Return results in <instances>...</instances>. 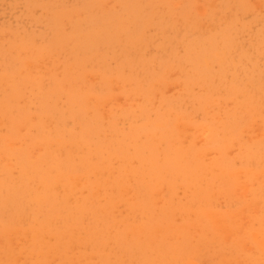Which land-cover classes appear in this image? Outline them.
Instances as JSON below:
<instances>
[{
    "label": "rangeland",
    "instance_id": "obj_1",
    "mask_svg": "<svg viewBox=\"0 0 264 264\" xmlns=\"http://www.w3.org/2000/svg\"><path fill=\"white\" fill-rule=\"evenodd\" d=\"M229 38L230 40H228ZM211 53H214V56L211 55ZM252 60H254V62ZM256 64L259 66H257ZM256 68L258 69L259 72L256 70ZM18 69L21 70L20 72L22 73V75L24 72H25L24 74L29 75V72H30L33 76H30L31 75L30 74L29 76L24 75L23 77L21 73L18 72ZM27 69L29 72L27 71ZM3 76L4 78L6 77L7 79L5 78L4 84H3V81L0 83V95H1L0 96V119H1L0 127L2 129V130L0 129V134H1L0 138L2 139V142L0 139V148L2 152V153L0 152L1 154L0 155L1 156L0 157V163H1L0 164V175H1L0 176V225H1L0 226V264H26V263L27 264H32V263L33 264H40V263L41 264H50V263L51 264H64L65 263L66 264V262H64V259L66 258H63L64 254L61 255L62 259L60 258L57 259L56 257L59 251H55L54 248L55 247L56 249L58 248L57 250H60L61 248L62 251L65 250V248L68 245L67 241L73 240L75 237L73 236L74 238H72V236L70 237V234L67 235L64 229L69 228L70 230L68 232L69 233L72 232L71 230L77 229L79 226L78 223H81V220H84V218H85V221H83L84 224L83 223H81L82 225L80 224L81 226H84V228L83 227L81 228L80 226L79 230L77 229L76 231L77 233L76 234L74 233V234L77 235L79 231L80 232L82 231L77 236H78V239L81 236L80 237L81 242H83L84 244L86 243V244L83 245L79 241L80 248L79 247L78 249L74 248L73 250V248L71 249L70 246L75 245V244L77 245L78 242H76L77 239H74L75 243L70 241V244L68 246L70 247L71 250H69L68 248V251H67V248H66V251H64L66 253H69L70 255L69 256L65 254L67 257L69 256L66 259V261H68L67 264H81L82 263L83 260L80 259V255H79L81 253L78 252V254H76L78 250H80L81 252L83 251L82 253L84 254V256L81 254V256H83L81 258H84V259H86L85 258L86 254L91 255L92 254L91 251L93 250H94L93 253L95 255L98 253L96 256L92 255L94 256V259L97 257L96 260H94L92 257L89 258V256H87L88 257L87 259H90L91 261L89 262L88 260H84L83 262L85 264L87 262H89L88 264H93V263L110 264V262L111 264H117V263L126 264L127 260L130 262L129 263L127 261V264H134V262L135 263L137 262L138 264H141V263L142 264L143 263L144 264H151V263L155 264V261L158 259L157 257L159 256L160 257L159 259H161V257L164 258L165 254L169 260L168 259L166 260V257H165V260L161 259V264H163L162 263L163 261H169V262H166V264H169L170 262H171L170 264H175V262L172 261L173 253L175 254L173 257H175V259L178 258L180 260V261L177 260L176 264H179V263L182 264L185 262H186L185 264H196V262L197 264H205V263L214 264L213 262L216 261L217 263L220 257L225 258V260L226 259L228 260L230 259V257L232 258L233 256L234 257L239 256V259L241 258V260L243 258H245L244 260H246V257L248 259L249 256L247 255L249 253L247 252V249L249 248V246L253 247V248L250 247L252 251L254 249V246L257 249V250L254 249V253L256 252V254H254V257L250 253V256H251L249 258L250 262L253 263L254 261L252 260L253 258L256 261L255 264L257 263L264 264V261H263L264 253L262 252L263 249L261 248L264 245V238H263L264 236L263 226L264 225L262 226V224H264V220H263L264 219V205H263L264 204V200H263L264 199V185L262 183H259L260 178L261 180L264 179V173L261 172V171L264 172V156H263L264 142H262L264 140V134H263L264 133L263 132L264 131V126H263L264 125V0H0V79H3L1 78ZM35 77L37 79L39 78L37 80L38 82L35 81L36 79L34 80ZM9 80H12L13 82L11 81L10 83ZM58 83L59 85H57ZM35 84H38V87H39L38 90L39 89L41 90L39 91L40 93L37 92L38 90L35 91L36 89L34 88H37L35 87ZM83 85H84V88L80 87ZM61 86H63L65 89H63ZM88 86H90V88ZM81 88H83V90ZM66 90L70 92L71 94L67 93ZM77 92L80 93L81 95H79ZM72 93H75V94H72ZM88 93L91 94V97L88 96V98L85 99L84 97H86V94L88 95ZM26 99L27 100L30 99V101L29 100L27 101ZM34 100L36 101V103ZM28 102L29 104H27ZM98 102H100L101 105ZM94 103H96L97 106ZM116 103L119 104V106ZM2 105H4V107H1ZM252 110H253V113L251 114L250 112ZM32 112H34L35 114L32 115L31 114ZM109 112L112 114H110ZM6 113L9 115L6 116ZM106 113H107V116L108 114L110 115V117L108 116L107 119L105 118L107 116L104 115ZM126 113L127 114L129 113V114L127 115ZM28 114L31 115V117ZM25 115H28L29 118H33L34 122L32 119H31L32 121L28 120ZM34 116L37 118L34 119L35 118ZM2 118L3 119L6 118L7 121L6 120L4 121ZM23 118L24 120H22L23 122L22 124L20 120ZM25 119H27L26 121L31 124H28L27 126L26 124L27 122L26 123L24 122ZM117 119H120V120H117ZM8 120L12 122L10 125H9L10 122ZM35 120L37 121V123H35L36 122ZM69 121H70V124H69ZM177 121L180 122V124L177 123ZM39 122H42V124ZM105 122L106 124H104ZM132 122H133V125H131ZM5 123H7L8 125ZM19 123L27 127L25 129L27 132H25L24 128L21 127ZM32 123H35V124H32ZM51 123L52 125H50ZM44 124H47L50 126L49 127L47 126L48 127L47 128L45 127L46 125ZM62 124L63 126H67V124L69 125L67 127H62ZM175 124L178 126V128L177 126H175ZM250 124L253 126H251ZM3 125H6L7 129L8 127L11 128L12 132H11V129H8V132H6V128ZM195 125H197L196 126L197 128L195 127ZM207 125L209 126L208 129L209 128L211 129V131L209 130V132H208V129L205 128ZM72 127L74 130L71 129ZM194 127H195V130L197 131L195 132V135L192 136V133L194 132L193 131ZM203 127L204 129H202ZM213 127L214 129H212ZM16 129H19V132ZM61 129L63 130V132H61L62 131ZM132 129L133 131L136 129L135 130L136 132L133 133ZM21 130L24 131L25 133L23 134ZM183 131L185 133H183ZM213 131H215L216 133H214ZM2 133L4 135H2ZM44 133H46L45 136H44ZM156 134L157 135L159 134V136H157ZM110 135L112 137H109ZM10 137L12 138V140L15 139L14 140L15 143H13V141L11 143ZM158 138L160 139L159 141L157 140ZM36 139L37 141L35 142L34 140ZM58 139L61 142H59ZM168 139H170L171 141H169ZM207 140L209 141L207 142ZM255 140H257L256 143H255ZM18 141L21 143V146H18L20 145ZM189 141L191 142L189 143ZM42 142L44 143L43 144L44 146L42 149H40L42 150V152L40 151L39 153V151L37 152L36 150L38 146L40 148L42 147ZM66 142L69 144H67ZM111 142L113 143L110 146ZM161 142L162 143L164 142V143L162 144ZM5 143L7 144L6 147H4ZM10 143L12 144V148H10V145H8ZM16 143L18 144L17 146H16ZM29 143L31 144L34 143L37 147L33 148L34 144L30 145ZM61 143H62V146L60 147L59 145H61ZM115 143H116V146H115ZM158 143L159 145H157ZM176 143L178 145L179 144L185 145L186 143L190 151L186 149L187 147L184 148L183 147L184 145H181L183 149L181 148L180 150L179 148L177 149V147H180V145L176 146L177 145ZM25 144H26V148H25ZM72 144H73V148H71ZM174 144H175V147H174ZM248 144H251V145H248ZM83 145L85 146L86 149H84ZM93 145H94V150L92 147ZM132 145L133 147H131ZM117 146H119L118 147L119 149L117 148ZM31 147L33 149H31ZM89 147H92V149ZM122 147L124 148L122 149ZM2 148L4 149L6 148V150L8 149V151L5 152L3 151ZM30 149L32 152L30 151ZM56 149H58L59 152ZM102 149L105 151H103ZM184 149H186V152ZM198 149L201 150L200 156H199V152L197 153ZM246 149H247V152L250 151V154L249 152L248 153L246 152L248 158H246V156L244 158V156H241L243 154L240 153L241 152L240 150H243L244 152L243 151L242 152L245 153ZM33 150H35L38 155L35 154L36 153L35 151H34L35 153H33ZM73 150H75L74 154L76 152L75 155L77 156V158L75 155H73ZM100 150L103 151L104 153L101 152L100 154ZM228 150L230 151V153ZM9 152L11 153V155ZM54 152H56V155L60 153L58 155L59 157L55 156ZM202 152H203V155L201 154ZM211 152L212 153L216 152V153L215 155H213L214 153L211 154ZM4 153L6 156L3 155ZM28 153L30 154V156L28 155L29 157L27 156ZM209 153L214 156L213 159L216 162L212 161L213 160L212 158H211L212 160H210ZM231 153H235V154L231 156ZM33 154H35L36 157L33 156ZM112 154L116 156L114 157ZM184 154L186 155V157ZM31 155L35 157L34 159L36 161L35 160L33 161V157H31ZM111 155H112V158H111ZM101 156L102 158H104L103 160H100L102 159ZM4 157H8L7 162L9 161V157H10L11 158L10 161H13V164L11 162H9V164H6L7 162H4L6 161L3 159ZM30 157L31 159L29 160L28 158ZM55 157L57 159H55ZM78 157H79V160H78ZM136 157L138 158V160H136ZM180 157L182 159H180ZM232 157L234 160L232 159ZM113 158L114 159L116 158V159L114 160ZM117 158L123 162L119 160L120 161L119 163V161H117ZM128 158L129 159L131 158V161H129ZM252 158H254V160H252ZM207 159H209V162L206 161ZM73 160H75L76 162ZM156 160L159 163L160 162L161 163L159 164L158 162H155ZM240 160H242L243 162L242 161L240 162ZM111 161H114L116 165L114 162H111ZM124 161H126L129 164L128 165L126 163V165L129 168L125 165ZM249 161L253 162V165ZM54 162H56L55 164L57 163L58 164L54 165ZM130 162L132 165L130 164ZM133 162L135 163L133 164ZM145 162L146 164H144ZM10 163L13 166H11ZM103 163L105 164V167L108 168L107 170L104 169ZM136 163H139V164H136ZM112 164H113V167H110L112 166ZM94 165H96L97 168ZM93 166L95 170L91 168ZM98 167H100L102 170H99ZM123 167L128 168V169H124ZM248 167L250 168V170L247 169V172L248 171L249 172L246 173V171H244L245 170L244 168H248ZM12 168L14 170L11 171ZM118 168H119V171L117 170ZM215 168L218 170L217 171L214 170ZM238 168L239 169L243 168L242 172L240 170L241 173H238L241 175V176L239 175L241 178L243 177V174H244V177L242 178V181L244 180L243 182L244 184L242 185L245 186L246 181H247L246 183H248V181H253L252 182L253 189L255 185V189H254L255 193L251 191L252 194H250V191L248 190V188L247 189L245 188L247 185H250L251 188L249 189H252L251 182L246 184L245 188H243L245 189V192H247V193L243 192L245 193L246 196L245 195L242 196L243 195L242 194L240 199H239L240 193L234 190L236 188L235 186L237 185H240L241 187V184L239 183L241 182L240 178L236 176L238 175L237 172H239ZM17 169H18V172L16 171ZM109 169L113 171L115 170V173H118V172L120 173L122 171L121 172L122 174H119V175L114 174V172H112L111 170L109 171L111 173H109L108 172ZM209 170L211 171V173H208ZM254 171L256 172L260 171V173L258 172L260 176L259 174H257V178H252V177H255ZM94 172L95 173L97 172V173L95 174ZM104 172L107 173L109 176H107V174L105 175ZM130 172L134 174H131ZM82 173L84 174L81 176L80 174ZM217 173L220 176H218ZM76 174H78L77 176H78V181L80 183L79 185L77 184L78 182L75 183L77 181ZM92 174L93 175L95 174L96 176L95 175L92 176ZM112 174L114 175V177ZM230 174H232L233 176H231ZM246 174L250 176L245 177L247 176ZM97 175L101 177V179L98 178ZM102 175H103V178H102ZM111 175H112L114 182L113 180L111 181ZM128 175L133 176L135 179H132L133 177L129 178ZM201 175L203 176V178ZM221 175L223 178L221 177ZM150 176L152 177L150 178ZM117 177H119V179L115 182ZM121 177L124 180H122ZM218 177H221L222 179L220 180ZM80 178H83V180L85 179L84 180L85 183L80 182L81 180ZM94 178L97 181L98 186L101 183V185L97 188L99 191L103 189L102 187H105L102 190V192L103 193L109 192L108 195H105V194L104 195L101 194V195L103 197L105 196L106 201H108L109 199L110 201L106 202L104 198L102 197L98 198L100 193L99 191H98L99 194L96 192L97 183L95 184V180H93L94 183L92 181V179ZM108 178H110V180ZM120 178H121V181L118 182ZM166 178L167 180L165 181ZM86 179L88 181H86ZM126 180H130L128 182L130 183V186L132 188L129 186V183ZM132 180H133V183L131 182ZM262 181L264 182V180ZM59 182H61L64 186L61 184V186H59L60 188L58 187L59 189L58 188L57 190L52 189V191H50L51 189L50 187L54 186L53 188H56ZM66 182H67V185H66ZM89 182H90V185H87ZM125 182H126L127 188L125 186ZM136 182L138 183L137 185H136ZM165 182H168L170 184L168 185V183H165ZM54 183L55 184L57 183V184L55 185ZM81 183H83V185L86 184V186L85 185L81 186ZM154 183L157 184V189L155 188L156 184ZM190 184H193V185H190ZM207 184L210 185V187ZM211 184H213L214 187ZM15 185H17V187ZM34 185L36 187L33 188ZM39 185L42 186V189H40L41 187ZM189 185H190V190H189ZM20 186L22 187L20 188ZM80 186L85 188V189L84 188L81 189L82 190L81 192L88 191L89 194L86 193L87 195H85L84 192L80 193V190H79L81 188ZM153 186L155 188L154 190H152ZM194 186L198 189V192H197V189L193 188ZM72 187H73V190L71 189ZM94 188L96 190H93ZM61 189L62 190L64 189L63 190L64 192L61 191ZM68 189H71L72 192H76L75 190H78L79 192L77 191L78 193H75V196H74L73 193H71V190L68 193ZM159 189H161L160 190L161 193H159ZM174 189H177V190H174ZM213 189L216 192L215 194L213 193L214 192ZM117 190H121V191H117ZM137 190L138 192H136ZM240 190H242V188H240ZM33 191L34 192L36 191V193H33ZM60 191H61V194H58L60 193ZM66 191L68 195L66 194L67 196L64 195V197H62L63 196L62 194L66 193ZM185 191L187 192V194ZM189 191L190 192L192 191V193L196 191V193L192 195L190 194ZM231 192L234 193V195H232ZM70 193L77 200V202H71L73 201L72 198L68 199L70 202L67 200ZM92 193H95L93 197L91 195ZM110 193L114 194L115 197L114 195H112L111 198L112 197L114 198L112 199L109 198L108 196L111 195ZM143 193L145 194L143 195ZM221 193H224V195ZM236 193L238 194L237 198H236ZM30 194H31L30 197L32 198L29 197ZM56 194H58L59 196L57 197ZM161 194L163 195V197H161ZM181 194L182 195L186 194V195L182 196ZM213 194L219 200L215 199ZM248 194L250 195L249 196L250 198L252 196L251 198L252 201L247 196ZM262 194L263 196H261ZM81 195L83 197H81ZM89 195H90L89 198L91 199H88ZM116 195H118L119 197ZM120 195H122L123 197L125 195L126 196L131 195L132 198L125 196L126 198H128L126 199V198L121 197ZM177 195L178 196L180 195V196L177 197ZM41 196H42V199H41ZM76 196L77 197L79 196V197L77 198ZM25 197H28L29 200L25 199ZM55 197L59 199L57 200ZM175 197H177L176 198L177 200L175 199ZM221 197H225L226 199L225 198L221 199ZM231 197L232 199H230ZM81 198L82 200L80 203L79 199ZM101 198L102 200H99ZM211 198L215 200L214 204L212 205L211 203H213V201H211ZM233 198L235 199L233 200ZM255 198L256 199L261 198L260 200L261 202L258 200L257 201L260 202L259 204L263 203L262 209L259 210V208H257L259 206H256V205L253 206V205H250L249 203L247 204V201L249 200H250L249 202L253 203ZM36 199L38 201H36ZM123 199L124 200L126 199V200L124 201ZM130 199H132L129 202V204L133 206L132 209L136 211L141 208L140 210L142 211L139 210L140 211L139 213L141 212H144V214L147 213L145 214L146 217L142 213L139 214L140 216L136 215V213L138 214V211L137 212L134 211L135 214L133 210L130 211L131 207L129 208V204L126 203L127 200H130ZM229 199H230V203H229ZM33 200L35 202H33ZM114 200H117V202L115 203ZM216 200L219 202H216ZM243 200L244 201L246 200L244 204H242L244 202ZM4 201L7 203H5ZM29 201H32L33 205H32V202L30 203ZM86 201H88V203H86ZM90 201L96 202V205L95 203H91ZM101 201H103L105 204L107 203L106 205H108L106 206L104 210L106 211L108 209L109 210L105 213H104V210L101 208L104 206V205L102 206L100 205L102 203ZM154 201L155 202L159 201L158 203L161 204L159 206H162V205L163 206L159 207L157 202L154 203ZM164 201L169 204L165 203ZM176 201L178 202L176 203ZM236 201L237 202L239 201V202L237 203ZM257 201H254V203L256 204ZM11 203L13 204V206L10 205ZM77 203H79L80 205H78ZM114 203L116 204L115 206H113ZM16 204L20 206L18 210H16L18 207L16 206ZM189 204H192V205H189ZM218 205L221 206L223 211H221V208ZM244 205H246V207ZM248 205L249 207L257 208L256 210H254V212L251 209L250 211H248V213L249 214L253 213L254 217H255V212L257 213L256 215L258 216V218L256 216V219H255L256 221H253V219L251 220L253 221L252 223L255 224L256 227H257L256 224H258V227H257L258 229H256L252 223L248 222V220L250 219H247V218L251 217L247 215ZM4 206L7 207L8 211L6 207ZM38 206L40 207V209H37ZM85 206L89 207V210L91 208L90 210L92 211L91 214L89 213V210L88 212L87 210L85 212V209H87ZM73 207L74 209H72ZM83 207H84V210H82ZM95 207L96 208L100 207L99 208L100 210L96 209L97 212L94 211ZM157 207H158V210H157ZM163 207L165 208V210H163ZM191 207L194 210H192ZM196 207H199L200 209L198 208L197 210ZM201 207H204V208L201 209ZM56 208L58 209L56 210ZM60 208L62 209V212L64 211L63 213L61 212ZM114 208H116L117 212ZM210 208L211 210H209ZM238 208H240V211L241 210L244 211V212L241 211L240 215H244V213H246L247 215L245 217L246 219H244V216L243 217L241 216L242 218L240 219L245 220L242 222H244V224H246L247 222L250 223L249 225H246L247 227L245 226L246 228H244L243 226H241L240 228L243 230L248 228V232L250 233L244 231V233H242L244 235H242L240 231L237 232V234H235V231H234L235 236L233 239H236L238 241V239H240L241 237L244 239V242H246L245 240H248L251 243L254 242L253 246L249 245L251 244L250 242L249 243L246 242L248 244L245 243V245L243 246L245 248L247 247L246 245H249L248 248H245L243 250L242 246L238 247V245L236 244L237 243L236 240H233L230 236L232 232L231 229L223 226L221 222H218L217 226H218L219 231L215 229L216 232H218L217 236L219 237V233L221 235L223 232L225 233L228 232L227 239L229 237L232 239L231 241H227L226 237H222V235L225 234L223 233L221 235L222 237L221 240L223 242L225 238L227 242H225L224 240L225 245L221 242V245L223 246L220 247V240L219 239L216 240L217 238L212 239L215 233L213 229L214 227H216V224L219 218H220L219 221L220 220L222 221L221 218L224 215V213L225 215L228 214L227 217H230L229 216L230 214L231 215L233 214V216L235 215V218L237 216H240L239 214H237L238 211H235V210H239ZM243 208H246V210ZM112 209H114L113 212H112ZM182 209L184 212H182ZM227 209L228 211L226 212ZM73 210L74 211L76 210L75 215L77 216L82 213L85 214L86 216L82 214V216L79 215L77 217L74 215L75 216L74 217L72 215L74 214L72 213ZM200 210L204 218L203 220L200 219L202 217H199L201 216L199 213L196 214L197 212H200ZM233 210L235 213L230 212V211L233 212ZM67 211L68 212L70 211L69 216H68L70 218L69 221H68V217L65 218V216L68 214ZM176 211H178L180 215H177L178 213ZM185 211L187 214L186 216H185ZM109 212L113 214L114 212H116L114 214L115 217H113L114 215L113 214L111 215ZM153 212L157 216L155 215L154 217ZM29 213L30 214L32 213V214L30 215ZM59 213H61L62 215L64 214L63 216L59 215L61 219L62 217L64 219L62 220L59 219V216L57 218V215ZM23 214L25 215L24 216L25 219L23 218V220H21L22 219L21 217H23ZM43 214L45 215L43 216ZM52 214H54L55 216ZM208 214H212V215L210 216ZM32 215H34L33 216V218H35L34 220L32 218ZM38 215L40 217H38ZM71 215L75 219V222L77 220L78 226H76L73 223L74 220L72 222L70 221L73 219ZM102 215L103 216L106 215V217H102ZM126 215H127L128 221L126 220ZM151 215L153 217H151ZM181 215H184L185 217ZM225 215L223 216L224 218H225ZM3 216H6V217H3ZM53 216L56 218L55 221L53 220L54 218L52 219ZM96 216L98 218H96ZM179 216L180 218H182L181 220L179 219ZM90 217H94L92 218L93 224H92V220ZM108 217L110 220L108 219ZM118 217H120L121 219L123 218L126 221L124 222L120 218L117 219ZM212 217L217 220L214 221ZM26 218L28 220H26ZM113 218H115V220L118 222L120 221V223L117 222L118 225L112 224V226L109 227L108 225L109 223L110 224L111 222L115 223V220L114 222L112 221ZM129 218L135 219L136 221L132 222V220L130 221ZM138 218H140V220H138ZM144 218L147 219L148 222ZM230 218L228 220L225 218L227 220L225 222L226 224L233 223L231 222ZM260 218L263 221L260 220ZM17 219L18 221H15ZM29 219H31L30 220L31 222L29 221ZM47 219L48 221H46ZM168 219L170 220V222ZM240 219L237 218V220L239 221ZM38 220L40 221V223L36 222ZM43 220H45L44 222L45 225H42ZM64 220L67 223L68 222L70 224L73 223V227L71 226V228L73 229H71L70 226L68 227V225H70L69 223L66 227L65 224L67 223ZM204 220L208 221V223H206ZM27 221L29 225L27 224ZM192 221L195 223V225L194 223L192 224ZM22 222L23 224L26 223L27 224L26 226L28 228L26 226H23V224H21ZM33 222L35 223V226L33 225L34 224ZM46 222L47 223L49 222L48 225L49 226L51 225V227L47 226ZM54 222L56 225H54ZM56 222L57 223L59 222L61 233H63L64 236L66 234V238L56 236V235L61 234L59 233L60 230H58L59 232L58 231L55 232V229L57 230L58 228ZM62 222L64 224L63 228L61 224ZM85 222H87L88 224L86 225ZM163 222L165 226L163 225ZM237 222H234L236 223L234 224L235 228L239 227L240 225L239 223L241 221L238 224ZM261 222L263 223L261 224ZM89 223L95 227L99 226L97 224H102L103 226L100 225V227H98L100 228L101 231L98 228H95V229L92 228L94 230L92 231V229H90V226H88ZM139 223H141L142 225ZM189 223H190V226H188ZM120 224L122 225V227L120 228L117 227V226H121ZM143 224L145 225L147 224V225L145 226ZM152 224L154 225L156 224V226L154 227V225ZM174 224L177 226V229L175 230L179 231V232H175L176 237L173 236L174 228H176ZM16 225H20L18 226L19 230L24 229L25 227V232L27 230L28 233L33 237L31 238V236L28 235L30 236L31 240L35 242L34 243L32 241L34 244L30 243V244H33V246L28 245L29 242H31V240L27 236H25L23 240V237H21L20 235H19L20 238L15 237L17 239L16 243H18V245H16L15 243L16 240L15 238H13L14 237L13 235L16 234L17 236V234L21 232L17 229ZM30 225H32V227H34V229L36 230L33 229L32 230L33 232H32L31 231L32 228L31 229L29 228ZM52 225L55 226L54 227L55 229L53 228ZM132 225L135 227H133ZM161 225H162V228H161ZM178 225H183V226L178 227ZM184 225H186L187 228L183 230L181 229V227L184 228L185 227ZM197 225L198 227L199 225L202 227L204 226L203 227L205 229L204 232H202L201 231L202 229H200L202 227L197 228L196 227ZM250 225L252 227H249ZM113 226H116L115 227L116 230L114 229ZM231 226L229 225L228 227L232 228ZM44 227H45V230L43 233L44 235L42 234L41 230H40L41 232L40 231L37 232V230L42 229ZM152 227L154 228L155 232L151 231L153 230ZM159 227L160 229H158ZM170 227H172L171 231H169ZM47 228H48V231H47ZM109 228L110 229L112 228V229L109 230ZM141 228L142 229L145 228V231H141ZM207 228L214 231V232L211 231L212 233L208 235L209 237H207L208 241L206 240L209 243L212 242L210 244L208 243L206 244V241L203 240L205 239L207 234L210 233V232L207 233V231H209ZM240 228H238V230ZM11 229L18 230V233H16L14 230H13L14 232L13 231L11 232ZM49 229L50 230L53 229V230L50 231ZM97 229L99 230L98 232H97ZM105 229H107L108 231ZM128 229L130 231L132 230L134 235H137V233H139L140 231L141 232L147 231V233L149 232L150 233L146 235L144 234V237L142 238H139L141 236V234H139L140 236L138 235L136 236L138 237V239L135 236H133L134 239H132L133 237L129 239L130 237L128 238L126 237L130 235V233L132 235V231L129 232ZM191 229L196 230V233L200 232L201 234H203L201 235L203 237H204V234L207 233L204 238L199 236L200 234L199 235L195 234L202 238V240H198L197 242L198 243L203 242L205 246L201 247L202 244H200L201 246H199L198 243L194 244V242H196L195 240H197L198 238H195V240H193L194 241L193 244H192L191 239L190 241H188V238L194 239V237H196L193 234L194 231L192 232ZM87 230L88 231L91 230L92 231L91 235L92 234L94 235H92V237H89L90 232L88 234L84 232ZM161 230L164 232H162ZM232 230H236V229L233 228ZM3 231L4 232L10 231L8 232L9 234L7 232L5 233L10 235L9 236L10 238L12 235L13 236L11 238L12 240H9L10 238L7 237L8 235L5 238L6 234L4 235ZM34 231L35 233L37 234L40 233L41 235L34 234ZM110 231H112L113 233L111 234L113 236L112 240L111 238L108 239L109 237L106 234L108 233V235H110L109 234L111 233ZM115 231H117V233H115ZM166 231H168L169 233ZM186 231L191 232L189 234L192 235L193 237L191 236L189 237L188 235H185ZM259 231L261 232V234ZM103 232H105V234ZM170 232L172 235L170 234ZM180 232L181 233L185 232L184 236L186 237H183V233L182 235H177V234H181ZM123 233L124 234L126 233V234L124 235ZM253 233H254V236L256 237L255 239L253 237ZM255 233H257L258 237ZM22 234H24V230H22ZM51 234L53 235L51 236ZM116 234H120L118 236H121L120 240H118L119 242L117 243L118 244L117 247L121 245L120 248L118 247L119 249L115 245L116 243L115 241L119 238L118 236H116ZM163 234H165L166 236ZM168 234L172 236L170 237V239H173V238L177 239V237L178 238L181 237L180 240L179 239L177 240L181 242L183 240V242L182 243L179 242L176 244L175 242L172 243V240L168 241L169 240L168 238L169 236H167ZM36 235L38 236V238H36L37 237ZM159 235H161L162 238L160 236L159 238L161 239H156L158 238ZM210 235H212V237H210ZM236 235H240V237L237 236L239 237L237 239ZM246 235H248V237ZM95 236H96V239L94 238ZM115 236L116 238H114ZM52 238H53V243L50 242ZM135 238L137 241L136 243L134 242ZM152 238H155V240L157 241L155 242V240ZM248 238L251 239L252 241L249 240ZM259 238L262 239V241H260V242H263L262 246L260 245L259 241H257ZM59 239H61V243L64 242L63 241L64 239L67 243L65 242L64 245H62ZM121 239H123L122 244H120ZM127 239H129V241ZM147 239H149V241ZM150 239L154 240V242H152V240L150 242ZM162 239H164L163 240L164 246L159 244L161 246H158V249L160 248V250H162L164 248L163 253L165 254L163 255L162 252H160L162 255L161 256L159 255V252H157L156 248H153V247L157 246L156 245L158 244L157 242H159ZM211 239L215 241L213 242L211 241ZM243 239L240 241L241 244H244V242H242ZM13 240L15 241L13 242ZM38 240L40 242L41 240H43L44 243L46 242V240H48L51 245L53 244L51 248L54 249L56 256H52L54 254L52 253L53 250H51L50 248H47L49 246V243L48 244L45 243L47 244V246L44 245L42 249L41 244L43 246L44 243H40L38 242ZM143 240H147V242H150L151 244L153 243L152 244L153 247L151 248L150 247L151 244H148V243L146 244V241L144 242ZM255 240L260 245V248H259V245L255 242ZM7 241H10V242H7ZM25 241H29V242H25ZM87 241H89V243ZM107 241H111V242L109 243ZM131 241H133L132 245H130V243H132ZM138 241H141V243H139ZM234 241L236 242L234 244H236V246L239 249L241 247L240 250L242 251H240L237 247L235 248L234 244L233 245L230 244ZM11 242L15 244H12ZM91 242L93 246L91 245ZM142 242L145 244L142 245L143 247L141 248L140 245L143 244ZM19 243H23L25 246L23 244L20 245ZM87 243L89 244V246ZM95 243L97 244V246H95ZM160 243L162 242L160 241ZM227 243H228V246L230 245V247L226 246ZM58 244L61 245L60 248ZM171 244L172 245L176 244L178 246L180 245L179 246L180 249L179 247H175L176 245L172 246ZM15 245L18 246V249L17 247H15ZM37 245L38 247L40 245V247L36 248ZM195 245L198 246V249H200L197 252H195L196 248H194L193 251L190 250V247H195ZM206 245H208L209 248L207 246V249H204L205 250L204 252L203 248H205ZM26 246H27V249H26ZM28 246L30 249L28 248ZM82 246H85V248L87 246V248L85 249ZM106 246L109 249L107 248L106 250ZM232 246H234V249ZM114 247L116 248L113 249ZM135 247L137 248L135 249ZM148 247L149 249H147ZM174 247L177 249L174 250ZM215 247H216V251H214L213 252L214 254L212 255L211 253L213 251L212 249L214 248L215 250ZM222 247H223V250H222ZM13 248H15L16 252L15 251L12 252ZM181 248L184 249L183 252ZM122 249L128 252V255L126 254V252L123 253L124 251H122ZM131 249L132 250L135 249V250L132 251ZM145 249L148 250V253H147V250ZM178 249L181 250V252L177 251ZM237 249L239 251H237ZM72 250L75 255H79V256H74V254L71 253ZM86 250H88V252L90 253H86ZM111 250H112V253L110 252ZM113 250L116 252V254L119 257L122 258V260H120L121 258H119L116 254H113L114 252ZM225 250L227 254L229 253V255L225 256V253H226ZM245 250H246V253L248 254L245 253ZM43 251L45 252V254H47L48 252L49 253L51 252L52 254L50 253L51 254L50 256H52L51 258H53V261L48 260V259H51L49 254L44 256ZM62 251H61V254H62ZM137 251L139 252V254L137 253ZM165 251H167V253ZM25 252L27 254H25ZM104 252L108 253V254H105L107 257L112 258V256H114L113 258L115 259L112 258L113 262L110 261L111 259L107 257L105 260V256L103 255ZM119 252H120V255L118 254ZM190 252L191 254L192 252H194L193 255H195V256L193 255L189 256V257H192L191 261H190V258H188V256L184 255V254H190ZM206 252L208 255L207 258L205 257ZM208 252H210L211 254ZM240 252L241 254L243 253L244 254L241 255ZM13 253L14 254L17 253V254L13 255ZM41 253L43 254V257H44V258L42 257L43 260L40 257ZM133 253L135 254L132 255ZM217 253L221 254V255L218 254L220 255V257H218ZM140 255L142 256L140 257ZM149 255L150 256L152 255L153 257L150 258ZM167 255L168 256L170 255L172 259L170 258V256L168 257ZM196 255H199V256H196ZM210 255L213 257H211ZM46 256H49V257H46ZM134 256H136L135 260L138 258L139 259L143 258V260L145 261L141 259L140 263L138 260L136 261L133 260L134 262H132L131 258L134 259ZM184 256L188 258V260L185 258L187 261L186 260L182 261L184 260L183 258ZM209 256H210L209 258L210 260L208 259ZM58 257H60V254L58 255ZM127 257H129L130 259H128ZM215 257H217L218 259H216ZM153 258H156V260H154ZM239 259H236V261L238 260L239 263L233 262V264H236V263L246 264L247 260L241 261L240 263ZM107 260H109L110 262H107ZM115 260L119 262H116ZM232 260L234 261V259ZM42 261H45V262H42ZM148 261H151V262L149 263ZM221 261H224V259L223 260L220 259L218 264L224 263ZM261 261H263V263H261ZM61 262H64V263H61ZM157 262L156 264H158L160 261L158 263Z\"/></svg>",
    "mask_w": 264,
    "mask_h": 264
},
{
    "label": "bare ground",
    "instance_id": "obj_2",
    "mask_svg": "<svg viewBox=\"0 0 264 264\" xmlns=\"http://www.w3.org/2000/svg\"><path fill=\"white\" fill-rule=\"evenodd\" d=\"M138 21H139V20H138ZM132 31H133V30H132ZM98 32H99V31H98ZM223 40H224V39H223ZM223 40H222V41H223ZM228 40H230V38H229ZM229 45H230V44H229ZM201 47H202V46H201ZM23 48H25V47H23ZM202 48H203V47H202ZM21 49H22V47H21ZM214 49H215V47H214ZM18 50H19V49H18ZM217 50H218V49H217ZM200 51H201V50H200ZM214 51H215V50H214ZM217 52H218V51H217ZM187 53H188V52H187ZM218 53H219V52H218ZM88 54H89V53H88ZM207 55H208V53H207ZM207 55H206V56H207ZM211 55L214 56V53H211ZM199 57H200V56H199ZM203 57H204V56H203ZM219 57H220V56H219ZM195 58H196V57H195ZM195 58H194V59H195ZM207 58H208V57H207ZM217 58H218V57H217ZM223 58H224V57H223ZM194 59H193V60H194ZM202 59H203V58H202ZM258 59H259V58H258ZM210 60H211V59H210ZM212 60H213V59H212ZM252 61L254 62V60H252ZM124 63H125V62H124ZM194 63H195V61H194ZM223 63H224V61H223ZM254 64H255V63H254ZM256 65H257V64H256ZM26 66H27V65H26ZM221 66H222V65H221ZM257 66H259V65H257ZM257 66H255V67H257ZM74 67H75V66H74ZM199 67H200V65H199ZM20 68H22V67H20ZM24 68H25V66H24ZM24 68H22V69H24ZM28 68H29V67H28ZM69 68H70V67H69ZM258 68H259V67H258ZM29 69H30V68H29ZM71 69H72V68H71ZM256 70L258 71L257 68H256ZM20 71H21V70L18 69V72H19V73H21ZM23 71H24V70H23ZM27 71H28V69H27ZM28 72H29V71H28ZM258 72H259V71H258ZM24 73H25V72H24ZM24 73H23V75H22V73H21V75H22L23 77H24V75H25V76L28 75V74H24ZM30 74H31V73L29 72V75H30ZM75 74H76V73H75ZM77 74H78V73H77ZM29 75H28V76H29ZM73 75H74V74H73ZM11 76H12V75H11ZM30 76H33V75L31 74ZM84 76H85V75H84ZM76 77H77V75H76ZM198 77H199V76H198ZM1 78H3V79H0V83L3 81V84H4V83H5V78H6V77L4 78V76H3V77H1ZM234 78H235V77H234ZM6 79H7V78H6ZM35 79H36V80H35ZM38 79H39V78H38ZM38 79H37L36 77L34 78V80H35L36 82H38V81H37ZM11 81H12V80H9L10 83H11ZM41 81H42V80H41ZM80 81H81V80H80ZM231 81H232V80H231ZM233 81H234V80H233ZM12 82H13V81H12ZM36 82H35V83H36ZM119 82H120V81H119ZM222 82H223V81H222ZM236 82H237V81H236ZM111 83H112V82H111ZM154 84H155V83H154ZM218 84H219V83H218ZM223 84H224V83H223ZM1 85H2V84H1ZM32 85H33V84H32ZM57 85H59V83H58ZM28 86H29V85H28ZM181 86H182V85H181ZM241 86H242V85H241ZM22 87H23V86H22ZM35 87H37V88H34V89H36L35 91H37L38 88H39V87H38V84H35ZM40 87H41V86H40ZM61 87H62L63 89H65L63 86H61ZM80 87H83V88H84V85H83V86H80ZM85 87H86V86H85ZM88 87L90 88V86H88ZM52 88H53V87H52ZM83 88H81V89L83 90ZM89 88H88V89H89ZM7 89H8V88H7ZM78 90H80V89H78ZM82 90H81V92H82ZM86 90H87V89H86ZM90 90H91V89H90ZM21 91H22V90H21ZM39 91H41V90L39 89L37 92H39ZM66 91H67V90H66ZM66 91H65V92H66ZM71 92H72V91H71ZM251 92H252V91H251ZM39 93H40V92H39ZM67 93L71 94V93L68 92V91H67ZM77 93H78V92H77ZM95 93H96V92H95ZM53 94H54V93H53ZM72 94H75V93H72ZM78 94L81 95L80 93H78ZM89 94H90V93H88V95L86 94V97H84V98L86 99V98H88V96L91 97V94H90V95H89ZM250 94H251V93H250ZM97 95H98V94H97ZM0 96H1V95H0ZM6 96H7V94H6ZM6 96H5V97H6ZM36 96H37V95H36ZM36 96H35V97H36ZM68 96H69V95H68ZM93 96H94V95H93ZM93 96H92V97H93ZM95 96H96V95H95ZM35 97H34V98H35ZM96 97H97V96H96ZM11 98H12V97H11ZM28 98H29V97H28ZM36 98H37V97H36ZM80 98H81V97H80ZM84 98H83V99H84ZM130 98H131V97H130ZM85 99H84V100H85ZM26 100H27V99H26ZM26 100H24V101H26ZM28 100L30 101V99H28ZM28 100H27V101H28ZM97 100H98V99H97ZM34 101H35V100H34ZM37 101H38V100H37ZM259 101H260V100H259ZM90 102H91V101H90ZM92 102H93V101H92ZM145 102H146V101H145ZM35 103H36V101H35ZM88 103H89V102H88ZM96 103H97V102H96ZM96 103H94V104L97 106ZM98 103H100V102H98ZM10 104H11V103H10ZM23 104H24V103H23ZM27 104H29V102H28ZM89 104H90V103H89ZM116 104H117V103H116ZM146 104H147V103H146ZM7 105H8V104H7ZM24 105H25V104H24ZM24 105H23V106H24ZM100 105H101V103H100ZM117 105L119 106V104H117ZM224 105H225V104H224ZM10 106H12V105H10ZM10 106H9V107H10ZM29 106H30V105H29ZM32 106H33V105H32ZM91 106H92V105H91ZM91 106H90V107H91ZM123 106H124V105H123ZM142 106H143V105H142ZM1 107H4V105H2ZM24 107H25V106H24ZM116 107H117V106H116ZM27 108H28V107H27ZM36 108H37V107H36ZM68 108H69V107H68ZM143 108H144V107H143ZM148 108H149V107H148ZM1 109H2V108H1ZM4 109H5V108H4ZM9 109H10V108H9ZM37 109H38V108H37ZM131 109H132V108H131ZM15 110H16V109H15ZM15 110H14V111H15ZM31 110H32V108H31ZM123 110H124V109H123ZM127 110H128V109H127ZM129 110H130V108H129ZM166 110H167V109H166ZM229 110H230V109H229ZM4 111H6V110H4ZM12 111H13V110H12ZM109 111H110V110H109ZM131 111H132V110H131ZM245 111H246V110H245ZM9 112H10V111H9ZM173 112H174V111H173ZM234 112H235V111H234ZM72 113H73V112H72ZM109 113H110V112H109ZM124 113H125V111H124ZM147 113H148V112H147ZM250 113L252 114V113H253V110H252ZM31 114L33 115V114H35V113L32 112ZM68 114H69V113H68ZM110 114H112V113H110ZM126 114H127V113H126ZM128 114H129V113H128ZM128 114H127V115H128ZM7 115H9V114L6 113V116H7ZM13 115H14V114H13ZM28 115H29V114H28ZM28 115H25L26 118H27L28 120H31V119L33 120V118H29V116L31 117V115H29V116H28ZM104 115L107 116V113L104 114ZM113 115H114V114H113ZM127 115H126V117H127ZM172 115H173V114H172ZM248 115H249V114H248ZM248 115H247V117H248ZM6 116H5V117H6ZM25 116H23V117H25ZM43 116H44V115H43ZM72 116H73V115H72ZM108 116L110 117L109 114H108ZM108 116L105 117V118L107 119ZM218 116H219V115H218ZM218 116H217V118H218ZM254 116H255V115H254ZM254 116H253V117H254ZM18 117H19V116H18ZM34 117H35V116H34ZM160 117H161V115H160ZM3 118H4V117H3ZM3 118H2V119H3ZM36 118H37V117H35L34 119H36ZM38 118H39V117H38ZM55 118H57V117H55ZM111 118H112V117H111ZM163 118H164V117H163ZM237 118H239V117H237ZM240 118H241V117H240ZM243 118H244V117H243ZM245 118H246V116H245ZM9 119H10V118H9ZM27 119H25V121H24L25 123L27 122V121H26ZM120 119H121V118H120ZM120 119H117V120H120ZM123 119H124V118H123ZM127 119H128V118H127ZM169 119H170V118H169ZM215 119H216V118H215ZM222 119H223V118H222ZM3 120L5 121L6 118L3 119ZM22 120H24V118L20 120L21 123L23 124ZM32 120H31V121H32ZM53 120H54V119H53ZM161 120H162V119H161ZM220 120H221V118H220ZM6 121H7V120H6ZM8 121H9V120H8ZM20 121H18V122H20ZM35 121H36V120H35ZM66 121H67V120H66ZM71 121H72V120H71ZM85 121H86V120H85ZM131 121H132V120H131ZM152 121H153V120H152ZM154 121H155V120H154ZM159 121H160V120H159ZM244 121H245V119H244ZM244 121H243V122H244ZM0 122H1V119H0ZM9 122H10V123H9V125H10L12 122H11V121H9ZM33 122H34V120H33ZM53 122H54V121H53ZM79 122H80V121H79ZM86 122H87V121H86ZM117 122H118V121H117ZM129 122H130V121H129ZM129 122H128V123H129ZM165 122H166V121H165ZM226 122H227V121H226ZM15 123H16V122H15ZM21 123H19V125H20L21 127H23L24 130H25L27 127H26L25 125H22ZM35 123H37V121H36ZM35 123H32V124H35ZM39 123L42 124V122H39ZM145 123H146V122H145ZM177 123L180 124V122H178V121H177ZM5 124H7V123H5ZM17 124H18V123H17ZM26 124H27V126H28V124H31V123L27 122ZM69 124H70V121H69ZM69 124H67V126H68ZM104 124H106V122H105ZM137 124H138V123H137ZM146 124H147V123H146ZM154 124H155V123H154ZM160 124H161V122H160ZM169 124H170V122H169ZM181 124H182V123H181ZM218 124H219V122H218ZM7 125H8V124H7ZM44 125H46L45 127H47V126L49 127L50 125H52V123H51L50 125H47V124H44ZM121 125H122V124H121ZM121 125H120V126H121ZM125 125H126V124H125ZM125 125H124V126H125ZM131 125H133V122H132ZM131 125H130V126H131ZM158 125H159V124H158ZM162 125H163V124H162ZM199 125H200V124H199ZM227 125H228V124H227ZM236 125H237V124H236ZM250 125H251V124H250ZM254 125H255V124H254ZM3 126H5V128H6V132H8V129H11V128H9V127H8V129H7L6 125H3ZM3 126H2V127H3ZM17 126H18V125H17ZM33 126H34V125H33ZM67 126H63V124H62V127H67ZM93 126H94V125H93ZM163 126H164V125H163ZM175 126H177V125L175 124ZM196 126H197V125H195V127H196ZM219 126H220V125H219ZM251 126H253V125H251ZM263 126H264V125H263ZM48 127H47V128H48ZM73 127H74V125H73ZM73 127H72L71 129H73ZM80 127H81V126H80ZM126 127H127V126H126ZM126 127H125V128H126ZM128 127H129V126H128ZM133 127H134V126H133ZM133 127H132V128H133ZM192 127H193V126H192ZM195 127H194V130H193L194 132L192 133V136L195 135V132L197 131V130H195ZM208 127H209V126L207 125L205 128L208 129ZM245 127H247V126H245ZM255 127H256V126H255ZM17 128H19V127H17ZM47 128H46V130H47ZM51 128H52V127H51ZM78 128H79V126H78ZM121 128H122V127H121ZM177 128H178V126H177ZM179 128H181V127H179ZM196 128H197V127H196ZM221 128H222V127H221ZM250 128H251V127H250ZM0 129H1V127H0ZM20 129H21V128H20ZM52 129H53V128H52ZM71 129H70V130H71ZM123 129H124V128H123ZM129 129H130V128H129ZM200 129H201V128H200ZM202 129H204V127H203ZM212 129H214V127H213ZM216 129H217V128H216ZM1 130H2V129H1ZM16 130H18V132H19V129H16ZM44 130H45V129H44ZM61 130H62V129H61ZM73 130H74V129H73ZM76 130H77V129H76ZM100 130H101V128H100ZM135 130H136V129H135ZM135 130L133 131V129H132L133 133L136 132ZM209 130L211 131L210 128L208 129V132H209ZM4 131H5V129H4ZM9 131H10V130H9ZM21 131H22V130H21ZM21 131H20V132H21ZM32 131H33V130H32ZM34 131H35V130H34ZM107 131H108V129H107ZM130 131H131V130H130ZM152 131H153V130H152ZM1 132H3V131H1ZM11 132H12V129H11ZM22 132H23V134H24V133L27 132V131L25 130V132H24V131H22ZM43 132H44V131H43ZM45 132H47V131H45ZM61 132H63V130H62ZM84 132H85V131H84ZM84 132H83V133H84ZM150 132H151V131H150ZM213 132L216 133L215 131H213ZM231 132H232V131H231ZM263 132H264V131H263ZM54 133H55V132H54ZM80 133H81V132H80ZM89 133H90V132H89ZM109 133H110V131H109ZM148 133H149V132H148ZM183 133H185V132L183 131ZM229 133H230V132H229ZM18 134H19V133H18ZM21 134H22V133H21ZM30 134H31V133H30ZM45 134H46V133H44V136H45ZM90 134H91V133H90ZM99 134H100V133H99ZM131 134H132V133H131ZM137 134H138V133H137ZM179 134H180V133H179ZM211 134H212V133H211ZM263 134H264V133H263ZM0 135H1V134H0ZM2 135H4V134L2 133ZM42 135H43V134H42ZM55 135H56V134H55ZM55 135H54V136H55ZM65 135H66V134H65ZM81 135H82V134H81ZM129 135H130V134H129ZM156 135H157V134H156ZM181 135H183V134H181ZM212 135H213V134H212ZM229 135H230V134H229ZM11 136H12V134H11ZM78 136H79V135H78ZM83 136H84V135H83ZM86 136H87V135H86ZM86 136H85V137H86ZM91 136H92V135H91ZM91 136H90V137H91ZM153 136H154V135H153ZM157 136H159V134H158ZM209 136H210V135H209ZM225 136H226V135H225ZM254 136H255V135H254ZM3 137H5V136H3ZM87 137H88V136H87ZM109 137H112V136L110 135ZM131 137H132V136H131ZM170 137H171V136H170ZM10 138H11V137H10ZM24 138H25V137H24ZM26 138H27V137H26ZM82 138H84V137H82ZM0 139H1V138H0ZM16 139H17V138H16ZM27 139H28V138H27ZM33 139H34V138H33ZM108 139H109V138H108ZM137 139H138V138H137ZM224 139H225V138H224ZM260 139H261V138H260ZM8 140H9V138H8ZM10 140H11V143H12V141H13V143H15V142H14L15 139L12 140V138H11ZM39 140H41V139H39ZM144 140H145V139H144ZM157 140L159 141L160 139L158 138ZM168 140L171 141L170 139H168ZM209 140H211V139H209ZM209 140H207V142H208ZM6 141H7V140H6ZM6 141H5V142H6ZM34 141L36 142L37 139L34 140ZM58 141L61 142L59 139H58ZM75 141H76V140H75ZM138 141H139V140H138ZM158 141H157V142H158ZM221 141H222V140H221ZM233 141H234V140H233ZM256 141H257V140H255V143H256ZM1 142H2V139H1ZM23 142H24V141H23ZM27 142H28V141H27ZM174 142H175V141H174ZM181 142H182V141H181ZM183 142H184V140H183ZM183 142H182V143H183ZM190 142H191V141H189V143H190ZM210 142H211V141H210ZM262 142H264V140H263ZM7 143H9V142H7ZM11 143L8 144V145H10V148H12V144H11ZM18 143H20V142L18 141ZM24 143H25V142H24ZM24 143H23V144H24ZM66 143H67V142H66ZM79 143H80V142H79ZM112 143H113V142L110 143V146L112 145ZM131 143H132V142H131ZM139 143H140V142H139ZM161 143H162V142H161ZM163 143H164V142H163ZM163 143H162V144H163ZM172 143H173V142H172ZM186 143H187V142H186ZM186 143H185V145H184V144H179L180 147H177V149H178V148H179V150H180V148L183 149L181 145H184V146H183L184 148L187 147V144H186ZM239 143H240V142H239ZM252 143H253V141H252ZM5 144H6V143H5ZM5 144H4V147L7 146V144H6V145H5ZM26 144H27V143H26ZM26 144H25V148H26ZM29 144L32 145V144H34V143H32V144L29 143ZM43 144H44V143L42 142V147H41V148L38 146V148H37V150H36L37 152H38V151H39V153H40V151L42 152V150H40V149L43 148V146H44ZM67 144H69V143H67ZM120 144H121V143H120ZM176 144H177V143H176ZM192 144H193V143H192ZM14 145H15V144H14ZM17 145H18V144L16 143V146H17ZM34 145H35V144H34ZM34 145H33V148H34V147H37L36 145H35V146H34ZM50 145H51V144H50ZM64 145H65V144H64ZM75 145H76V144H75ZM86 145H87V144H86ZM89 145H90V144H89ZM108 145H109V144H108ZM117 145H118V143H117ZM157 145H159V143H158ZM179 145L177 144L176 146H179ZM235 145H236V144H235ZM248 145H251V144H248ZM18 146H21V143H20V145H18ZM59 146L61 147V146H62V143H61V145H59ZM59 146H57V147H59ZM65 146H66V145H65ZM83 146H84V145H83ZM115 146H116V143H115ZM245 146H246V144H245ZM245 146H244V147H245ZM27 147H28V145H27ZM53 147H54V145H53ZM70 147H71V145H70ZM77 147H78V146H77ZM87 147H88V146H87ZM92 147H93V150H94V145H93ZM92 147H89V148L92 149ZM118 147H119V146H117V148H118ZM131 147H133V145H132ZM161 147H162V146H161ZM174 147H175V144H174ZM253 147H254V146H253ZM22 148H24V147H22ZM29 148H30V147H29ZM33 148L31 147V149H33ZM71 148H73V144H72V147H71ZM123 148H124V147H122V149H123ZM129 148H130V147H129ZM247 148H248V147H247ZM2 149H3V151H5V152L8 151V149L6 150V148H5V149L2 148ZM31 149H30V151H31ZM48 149H49V148H48ZM50 149H51V147H50ZM84 149H86L85 146H84ZM99 149H101V148H99ZM118 149H119V148H118ZM120 149H121V148H120ZM135 149H136V147H135ZM159 149H160V148H159ZM159 149H158V150H159ZM186 149H188V147H187ZM186 149H184L185 152H186ZM205 149H206V148H205ZM242 149H243V148H242ZM9 150H10V149H9ZM25 150H26V149H25ZM25 150H24V151H25ZM56 150L58 151V149H56ZM75 150H76V148H75ZM75 150H73V155L76 154V152H75V154H74V151H75ZM93 150H92V151H93ZM102 150H103V149H102ZM188 150H189V149H188ZM188 150H187V151H188ZM237 150H238V149H237ZM34 151H35V150H33V153L36 152V151H35V152H34ZM57 151H56V152H57ZM97 151H98V149H97ZM103 151H105V150H103ZM103 151L100 150V154H101V152H103ZM112 151H113V150H112ZM117 151H118V150H117ZM160 151H161V150H160ZM189 151H190V150H189ZM200 151H201L200 149H198V151H197V153L199 152V156H200ZM228 151H229V150H228ZM240 151H241L240 153L243 154V155H241V156H244V158H245V156H246V158H248V157H247V153L249 152V154H250V151L247 152V149L245 150V153H243V152H244L243 150H240ZM242 151H243V152H242ZM260 151H261V150H260ZM0 152H1V148H0ZM14 152H15V151H14ZM31 152H32V151H31ZM37 152L35 153L36 155H38ZM44 152H45V151H44ZM56 152H54V154H55V156H58L60 153H58V155H56ZM58 152H59V151H58ZM62 152H63V151H62ZM79 152H80V150H79ZM113 152H114V151H113ZM222 152H223V151H222ZM224 152H225V151H224ZM246 152H247V153H246ZM1 153H2V152H1ZM9 153H10V152H9ZM52 153H53V152H52ZM69 153H70V152H69ZM84 153H85V152H84ZM103 153H104V152H103ZM107 153H108V152H107ZM110 153H111V152H110ZM110 153H109V154H110ZM160 153H161V152H160ZM179 153H180V152H179ZM213 153H214V152H213ZM213 153L211 152V154H213ZM215 153H216V152H215ZM215 153H214L213 155H215ZM229 153H230V151H229ZM237 153H238V152H237ZM237 153H236V154H237ZM262 153H263V152H262ZM262 153H261V154H262ZM31 154H32V153H31ZM35 154H33V156L36 157ZM54 154H53V155H54ZM80 154H81V153H80ZM109 154H108V155H109ZM172 154H173V152H172ZM181 154H182V153H181ZM201 154L203 155V152H202ZM209 154H210V153H209ZM209 154H208V155H209ZM211 154H210V156H209V157H210V160H212L213 157H214V156L211 155ZM233 154H235V153H231V156H232ZM249 154H248V155H249ZM254 154H255V153H254ZM257 154H258V153H257ZM257 154H256V155H257ZM0 155H1V154H0ZM3 155L6 156L5 153H4ZM3 155H2V156H3ZM7 155H9V154H7ZM10 155H11V153H10ZM28 155L30 156L29 153L27 154V156H28ZM98 155H99V154H98ZM112 155L114 156V154H112ZM112 155H111V158H112ZM177 155H178V153H177ZM184 155H185V154H184ZM206 155H207V154H206ZM217 155H219V154H217ZM227 155H228V154H227ZM16 156H17V155H16ZM29 156H28V157H29ZM33 156L31 155V157H33ZM75 156H76V155H75ZM94 156H95V154H94ZM115 156H116V155H115ZM115 156H114V157H115ZM138 156H139V155H138ZM236 156H237V155H236ZM263 156H264V153H263ZM0 157H1V156H0ZM10 157H11V156H10ZM10 157H9V161H8V162H7V158H8V157H4L3 159L6 160V161H4V160H3V161H4V162H7L6 164H9V162H11V163L13 164V161H10V159H11ZM12 157H13V156H12ZM31 157L28 158V159L30 160ZM35 157H33V161L35 160V159H34ZM58 157H59V156H58ZM80 157H81V156H80ZM92 157H93V155H92ZM107 157H108V156H107ZM181 157H182V156H181ZM181 157H180V159H182ZM185 157H186V155H185ZM185 157H184V158H185ZM257 157H258V156H257ZM257 157H256V159H257ZM53 158H54V157H53ZM60 158H61V157H60ZM67 158H68V157H67ZM76 158H77V156H76ZM101 158H102V156H101ZM118 158H119V157H118ZM118 158H117V161L120 160V159H118ZM147 158H148V157H147ZM161 158H162V156H161ZM211 158H212V159H211ZM259 158H261V157H259ZM262 158H263V157H262ZM55 159H57V158L55 157ZM93 159H94V158H93ZM103 159H104V158H102V159H100V160H103ZM113 159H114V158H113ZM115 159H116V158H115ZM115 159H114V160H115ZM139 159H140V158H139ZM148 159H149V158H148ZM205 159H206V158H205ZM232 159H233V157H232ZM236 159H237V158H236ZM63 160H64V158H63ZM75 160H76V159H75ZM75 160H73V161H75ZM78 160H79V157H78ZM85 160H86V159H85ZM108 160H109V158H108ZM128 160L131 161V158H130V159L128 158ZM136 160H138L137 157H136ZM144 160H145V159H144ZM233 160H234V159H233ZM243 160H244V159H243ZM252 160H254V158H252ZM17 161H18V160H17ZM35 161H36V160H35ZM41 161H42V160H41ZM88 161H89V160H88ZM117 161H116V162H117ZM120 161H121V160H120ZM120 161H119V163H120ZM181 161H182V160H181ZM206 161L209 162V159H207ZM212 161H214V159H213ZM241 161H242V160H240V162H241ZM257 161H258V160H257ZM75 162H76V161H75ZM77 162H79V161H77ZM101 162H102V161H101ZM104 162H105V160H104ZM111 162H114V161H111ZM121 162H123V161H121ZM124 162H125V165H126L127 162H126V161H124ZM136 162H138V161H136ZM139 162H140V161H139ZM155 162H158V161L156 160ZM178 162H180V161H178ZM192 162H193V161H192ZM214 162H216V161H214ZM242 162H243V161H242ZM249 162H250V161H249ZM255 162H256V161H255ZM255 162H254V163H255ZM11 163H10V165L13 166ZM28 163H29V162H28ZM41 163H42V162H41ZM55 163H56V162H54V165H57V164H58V163H57V164H55ZM106 163H107V162H106ZM114 163H115V162H114ZM117 163H118V162H117ZM134 163H135V162H133V164H134ZM158 163H159V162H158ZM160 163H161V162H160ZM160 163H159V164H160ZM180 163H182V162H180ZM186 163H187V162H186ZM236 163H237V161H236ZM250 163L253 165V162H250ZM0 164H1V163H0ZM72 164H73V163H72ZM103 164H104V163H103ZM122 164H123V163H122ZM127 164H128V163H127ZM130 164H131V162H130ZM136 164H139V163H136ZM144 164H146V162H145ZM239 164H240V163H239ZM260 164H261V163H260ZM68 165H69V164H68ZM115 165H116V163H115ZM115 165H114V166H115ZM128 165H129V164H128ZM131 165H132V164H131ZM240 165H241V164H240ZM6 166H7V165H6ZM17 166H18V165H17ZM77 166H78V165H77ZM94 166L96 167V165H94ZM94 166L91 167V168L94 169ZM98 166H99V165H98ZM126 166H127V165H126ZM151 166H152V165H151ZM241 166H242V165H241ZM241 166H240V167H241ZM250 166H251V165H250ZM260 166H261V165H260ZM262 166H263V165H262ZM50 167H51V166H50ZM107 167H108V166H107ZM110 167H113V164H112V166H110ZM110 167H109V168H110ZM127 167H128V166H127ZM134 167H136V166H134ZM202 167H203V166H202ZM245 167H246V166H245ZM13 168H14V167H13ZM13 168L11 169V171L15 169V168H14V169H13ZM54 168H55V167H54ZM91 168H90V169H91ZM96 168H97V167H96ZM98 168H99V170H102L100 167H98ZM123 168H124V167H123ZM128 168H129V167H128ZM128 168H124V169H128ZM157 168H158V167H157ZM252 168H253V167H252ZM104 169H105V170L108 169V168L105 167V164H104ZM114 169H115V168H114ZM120 169H122V168H120ZM158 169H159V168H158ZM238 169H239V168H238ZM244 169H245L244 171H246V173L249 172V171L247 172V169L250 170L249 167H248V168H244ZM9 170H10V168H9ZM46 170H47V169H46ZM55 170H56V169H55ZM94 170H95V169H94ZM99 170H98V171H99ZM110 170H111V169H109L108 172H109ZM117 170L119 171V168H118ZM117 170H116V171H117ZM214 170L217 171L218 169L215 168ZM240 170H241V172H242L243 168H242V169H239V172H237V174H238V173H241ZM251 170H252V169H251ZM258 170H260V169H258ZM16 171L18 172V169H17ZM29 171H30V170H29ZM47 171H48V170H47ZM68 171H69V170H68ZM90 171H92V170H90ZM111 171L114 172V174H117V175L122 174V173H121V172H122L121 170H120V171H121L120 173H119V172H118V173H115V170H114V171L111 170ZM17 172H16V173H17ZM85 172H86V171H85ZM85 172H84V173H85ZM105 172H106V171H105ZM105 172H104V174L106 175L107 173H105ZM254 172H255V174H254L255 177H252V178H257V174H259L260 171H257V172L254 171ZM258 172H259V173H258ZM261 172L264 173L263 171H261ZM16 173H15V174H16ZM84 173H82V174H80V175L82 176ZM94 173H95V172H94ZM96 173H97V172H96ZM96 173H95V174H96ZM109 173H111V172H109ZM126 173H127V172H126ZM130 173H131V172H130ZM139 173H140V172H139ZM139 173H138V174H139ZM141 173H142V172H141ZM184 173H185V172H184ZM202 173H203V171H202ZM208 173H211V171L209 170ZM213 173H214V171H213ZM244 173H245V172H244ZM13 174H14V172H13ZM50 174H51V173H50ZM95 174H94V175H95ZM100 174H101V172H100ZM102 174H103V173H102ZM131 174H134V173H131ZM135 174H136V173H135ZM206 174H207V173H206ZM242 174H243V173H242ZM71 175H73V174H71ZM71 175H70V177H71ZM74 175H75V174H74ZM77 175H78V174H76V176H77ZM88 175H89V174H88ZM94 175L92 174V176H94ZM112 175H113V174H112ZM112 175H111V181L113 180ZM146 175H147V174H146ZM202 175H204V174H202ZM202 175H201V176H202ZM217 175L220 176L218 173H217ZM230 175L233 176L232 174H230ZM239 175H240V174H238V175H236V176H238V178H240V181H241V182H239V183L241 184V187H240V185H237L239 188H238L237 186H235L236 188L234 189V190H236V192L238 191V193H240L239 199L241 198V195H242V194H243L242 196H244L245 193H247V192H245V189H247V188H248V190L250 191V194H252V192L255 193V192H254L255 185H254V189H253V185H252V182H253V181H248V183L251 182V186H252V189H253V190H252V189H249V188H251L250 185H247V186H246V184H248V183H246L247 181L245 182V186H246V188H245V186L242 185V184H244V183H243L244 180L242 181V178L244 177V174H243V177H242V178L240 177L241 175H240V176H239ZM246 175H247V174H246ZM0 176H1V175H0ZM49 176H50V175H49ZM81 176H80V177H81ZM84 176H85V175H84ZM90 176H91V174H90ZM95 176H96V175H95ZM97 176H98V175H97ZM107 176H109V175L107 174ZM128 176H129V178L133 177V176H130V175H128ZM138 176H139V175H138ZM138 176H137V178H138ZM147 176H148V175H147ZM166 176H167V175H166ZM192 176H193V175H192ZM196 176H197V175H196ZM249 176H250V175H247V176H245V177H249ZM259 176H260V174H259ZM70 177H69V178H70ZM113 177H114V175H113ZM141 177H142V176H141ZM143 177H144V176H143ZM151 177H152V176H150V178H151ZM221 177H222V175H221ZM221 177H218V178L221 180V179L223 178V177H222V178H221ZM225 177H226V176H225ZM15 178H16V177H15ZM57 178H58V177H57ZM85 178H86V177H85ZM92 178H93V177H92ZM98 178L101 179V177H99V176H98ZM98 178H97V179H98ZM102 178H103V175H102ZM121 178H122V177H121ZM121 178H120V180H119L118 182L121 181ZM153 178H154V177H153ZM167 178H168V177H167ZM167 178L165 179V181L167 180ZM187 178H188V177H187ZM202 178H203V176H202ZM207 178H208V176H207ZM209 178H210V177H209ZM234 178H235V177H234ZM71 179H72V178H71ZM74 179H75V178H74ZM80 179H81L80 182L85 183V182H84L85 179H84V180H83V178H80ZM88 179H89V178H88ZM90 179H91V178H90ZM105 179H106V178H105ZM108 179L110 180V178H108ZM118 179H119V177L116 178L115 182H116ZM132 179H135V178L133 177ZM139 179H140V178H139ZM146 179H147V178H146ZM204 179H205V177H204ZM258 179H259V178H258ZM258 179H257V180H258ZM35 180H36V179H35ZM57 180H58V179H57ZM57 180H56V181H57ZM72 180H73V179H72ZM93 180H95V178L92 179V181H93ZM109 180H107V181H109ZM122 180H124V179L122 178ZM141 180H142V179H141ZM171 180H172V179H171ZM176 180H177V178H176ZM179 180H180V179H179ZM250 180H251V179H250ZM259 180H260L259 183H262V184L264 185V182L262 181V180H264V179L261 180V178H260ZM18 181H19V180H18ZM36 181H37V180H36ZM86 181H88V180L86 179ZM98 181H99V180H98ZM101 181H102V180H101ZM104 181H106V180H104ZM126 181L128 182V181H130V180H126ZM255 181H256V179H255ZM261 181H262V182H261ZM21 182H22V180H21ZM74 182H75V181H74ZM77 182H78V183H77ZM113 182H114V180H113ZM131 182L133 183V180H132ZM137 182H138V181H137ZM137 182H136V185L138 184ZM143 182H144V180H143ZM202 182H203V181H202ZM213 182H214V181H213ZM213 182H212V183H213ZM217 182H218V181H217ZM223 182H224V181H223ZM225 182H226V181H225ZM15 183H16V182H15ZM15 183H13V184H15ZM68 183H69V182H68ZM75 183H77L78 185L80 184L79 181H78V176H77V181H76ZM83 183H81V186H84V185L86 186V184L83 185ZM93 183H94V181H93ZM96 183H97V181L95 180V184H96ZM107 183H108V182H107ZM128 183H129V182H128ZM134 183H135V182H134ZM165 183H168V182H165ZM176 183H177V181H176ZM176 183H174V184H176ZM204 183H205V182H204ZM210 183H211V182H210ZM236 183H237V181H236ZM239 183H238V184H239ZM35 184H36V183H35ZM54 184H55V183H54ZM56 184H57V183H56ZM56 184H55V185H56ZM59 184H60V185H59ZM61 184H62V183L59 182V183L57 184L58 186H56V188H53L54 186L52 185L53 187H50V188H51L50 191H52V189H56V190H57V188H58L59 186H61ZM71 184H72V183H71ZM105 184H106V183H105ZM154 184H156V183H154ZM169 184H170V183H168V185H169ZM202 184H203V183H202ZM213 184H214V183H213ZM213 184H211V185L214 187ZM223 184H224V183H223ZM234 184H235V183H234ZM36 185H37V184H36ZM62 185H63V184H62ZM66 185H67V182H66ZM66 185H65V186H66ZM87 185H90V182H89ZM100 185H101V183L99 184V186H100ZM122 185H123V184H122ZM134 185H135V184H134ZM134 185H133V186H134ZM136 185H135V186H136ZM142 185H143V184H142ZM151 185H152V184H151ZM158 185H159V184H158ZM161 185H162V184H161ZM190 185H193V184H190ZM190 185H189V190H190ZM207 185H208V184H207ZM263 185H261V186H263ZM15 186L17 187V185H15ZM39 186H40V185H39ZM39 186H38V187H39ZM63 186H64V185H63ZM69 186H70V185H69ZM81 186H80V187H81ZM93 186H95V185H93ZM99 186H98V183H97L96 189H97ZM106 186H107V185H106ZM125 186H126V188H127L126 182H125ZM129 186H130V183H129ZM139 186H140V185H139ZM208 186L210 187V185H208ZM212 186H211V188H212ZM16 187H15V188H16ZM21 187H22V186H20V188H21ZM34 187H36V186L34 185L33 188H34ZM40 187H41L40 189H42V186H40ZM74 187H75V185H74ZM121 187H122V186H121ZM130 187H131V186H130ZM143 187H144V186H143ZM164 187H165V185H164ZM168 187H169V186H168ZM175 187H176V186H175ZM183 187H184V186H183ZM200 187H201V186H200ZM209 187H208V188H209ZM45 188H46V187H45ZM59 188H60V187H59ZM59 188H58V189H59ZM76 188H77V187H76ZM78 188H79V187H78ZM83 188H84V187H81V188L79 189V190H80V193H83V192H84V194L87 195L86 193H88V191H87V192H86V191L81 192V191H82L81 189H83ZM102 188L104 189L105 187H102ZM109 188H110V187H109ZM115 188H116V187H115ZM119 188H120V187H119ZM131 188H132V187H131ZM140 188H141V187H140ZM155 188L157 189V184H156V187H155ZM155 188H154V186H153L152 190H154ZM160 188H161V187H160ZM177 188H178V187H177ZM193 188L197 189L195 186H194ZM201 188H202V187H201ZM240 188H242V190H240ZM243 188H245V189H243ZM3 189H4V188H3ZM13 189H14V188H13ZM38 189H39V188H38ZM71 189L73 190V187H72ZM71 189H68V193L70 192ZM84 189H85V188H84ZM96 189L94 188L93 190H96ZM103 189H101V191H99V190L97 189L96 192L98 193V191H99V193H100V195L98 196V198H99V197H102V198H104V200L106 201L105 196L103 197L102 195H104V194H105V195H108L109 192H108V193H103V192H102ZM120 189H121V188H120ZM122 189H123V188H122ZM146 189H147V188H146ZM170 189H171V188H170ZM187 189H188V188H187ZM202 189H203V188H202ZM209 189H210V188H209ZM238 189H239V190H238ZM256 189H257V188H256ZM10 190H11V189H10ZM63 190H64V189H63ZM63 190L61 189V191H63ZM72 190H71V193H73L74 196H75V193H78V192H79L78 190H75L76 192H72ZM106 190H107V189H106ZM124 190H125V188H124ZM128 190H129V189H128ZM131 190H132V189H131ZM160 190H161V189H159V193H161ZM174 190H177V189H174ZM213 190H214V189H213ZM47 191H48V190H47ZM61 191H60V193H58V194H61ZM77 191H78V192H77ZM110 191H111V189H110ZM113 191H114V190H113ZM117 191H121V190H117ZM126 191H127V190H126ZM146 191H147V190H146ZM182 191H183V190H182ZM192 191H193V190H192ZM192 191H191V192L189 191L190 194L193 195V194L196 193V191H195L194 193H192ZM210 191H211V190H210ZM216 191H217V190H216ZM241 191H242V192H241ZM246 191H247V190H246ZM249 191H248V192H249ZM251 191H252V192H251ZM3 192H4V190H3ZM41 192H42V191H41ZM63 192H64V191H63ZM96 192H95V193H96ZM105 192H107V191H105ZM115 192H116V191H115ZM115 192H114V193H115ZM136 192H138V190H137ZM185 192H186V191H185ZM197 192H198V189H197ZM233 192H235V191H233ZM243 192H245V193H243ZM33 193H36V191H35V192L33 191ZM71 193H70V195H71L72 197L69 195L68 198H67V200H68L69 198H72L73 201H71V202H77V200L73 197V195H72ZM95 193H92V194H91L92 197L94 196ZM99 193H98V194H99ZM111 193H112V192H111ZM111 193H110V194H111ZM117 193H118V192H117ZM119 193H120V192H119ZM125 193H126V192H125ZM125 193H124V194H125ZM145 193H146V192H145ZM145 193H143V195H144ZM175 193H176V191H175ZM202 193H203V192H202ZM213 193H214V194L216 193L215 190H214ZM231 193H232V192H231ZM8 194H9V193H8ZM40 194H41V193H40ZM51 194H53V193H51ZM58 194H56L57 197L59 196ZM66 194H67V191H66V193H63V194H62V195H63L62 197H64V195H66ZM84 194H83V195H84ZM88 194H89V193H88ZM101 194H102V195H101ZM121 194H122V192H121ZM127 194H129V193H127ZM134 194H135V192H134ZM169 194H170V193H169ZM177 194H178V193H177ZM179 194H180V193H179ZM182 194H183V193H182ZM182 194H181V195H182ZM186 194H187V192H186ZM186 194H184V195H186ZM214 194H213V196H214ZM221 194L224 195V193H221ZM225 194H226V193H225ZM228 194H229V193H228ZM10 195H11V194H10ZM10 195H9V196H10ZM33 195H34V194H33ZM37 195H38V194H37ZM41 195H42V194H41ZM67 195H68V194H67ZM67 195H66V196H67ZM112 195H114V194H111V195L108 196V197L111 198ZM151 195H152V194H151ZM151 195H150V197H151ZM184 195H182V196H184ZM211 195H212V194H211ZM223 195H222V196H223ZM226 195H227V194H226ZM232 195H234V193H232ZM15 196H16V195H15ZM30 196H31V194L29 195V197H30ZM42 196H43V195H42ZM42 196H41V199H42ZM50 196H51V195H50ZM50 196H49V197H50ZM79 196H80V194H79ZM79 196H78V197H79ZM116 196H118V195H116ZM120 196L123 197L122 195H120ZM125 196H126V195H125ZM125 196H124L123 198H126L127 196H128L129 198H132L131 195H130V196L127 195L126 197H125ZM132 196H133V195H132ZM136 196H137V195H136ZM145 196H146V195H145ZM175 196H176V194H175ZM179 196H180V195H179ZM179 196L177 195V197H179ZM220 196H221V195H220ZM237 196H238V194L236 193V198H237ZM245 196H246V195H245ZM247 196L249 197L250 195L248 194ZM261 196H263V194H262ZM5 197H6V196H5ZM34 197H35V196H34ZM49 197H48V198H49ZM76 197H77V196H76ZM78 197H77V198H78ZM81 197H83V196L81 195ZM89 197H90V195L88 196V199H91V198H89ZM96 197H97V195H96ZM114 197H115V195H114ZM114 197H112V198H114ZM118 197H119V196H118ZM139 197H140V196H139ZM152 197H153V196H152ZM159 197H160V196H159ZM159 197H158V198H159ZM161 197H163L162 194H161ZM170 197H171V196H170ZM177 197H175V199H176ZM218 197H219V196H218ZM227 197H228V196H227ZM233 197H234V196H233ZM6 198H7V197H6ZM6 198H5V199H6ZM8 198H9V197H8ZM30 198H32V197H30ZM55 198H56V197H55ZM94 198H95V197H94ZM102 198L99 199V200H102ZM112 198H111V199H112ZM146 198H148V197H146ZM156 198H157V196H156ZM168 198H169V197H168ZM183 198H184V197H183ZM214 198H215V199H218V198H216V196H214ZM222 198H225V197H221V199H222ZM251 198H252V196H251ZM251 198L249 197L250 200H251ZM3 199H4V198H3ZM14 199H15V198H14ZM25 199H28V197H25ZM33 199H34V198H33ZM37 199H38V198H37ZM37 199H36V201H38ZM56 199H57V198H56ZM58 199H59V198H58ZM58 199H57V200H58ZM60 199H61V197H60ZM63 199H65V198H63ZM83 199H85V198H83ZM126 199H128V198H126ZM126 199H125V200H126ZM135 199H136V198H135ZM161 199H162V198H161ZM164 199H165V198H164ZM166 199H167V198H166ZM225 199H226V198H225ZM230 199H232V197H231ZM230 199H229V203H230ZM234 199H235V198H233V200H234ZM19 200H20V199H19ZM19 200H18V201H19ZM28 200H29V199H28ZM28 200H27V202H28ZM39 200H40V199H39ZM70 200H71V199H70ZM74 200H75V201H74ZM81 200H82V198L79 199V202H80V203H81ZM97 200H98V199H97ZM123 200H124V199H123ZM123 200H121V201H123ZM125 200H124V201H125ZM131 200H132V199L127 200L126 203L129 204V202H130ZM147 200H148V199H147ZM167 200H168V199H167ZM173 200H174V198H173ZM176 200H177V199H176ZM218 200H219V199H218ZM250 200H249V201H250ZM257 200L260 201L261 198H259V199H256V198H255V199H254V201H257ZM263 200H264V199H263ZM14 201H15V200H14ZM21 201H22V200H21ZM46 201H47V200H46ZM59 201H60V200H59ZM68 201H69V200H68ZM94 201H95V200H94ZM108 201H110V199H109ZM108 201H106V202H108ZM114 201H115V203L117 202V200H114ZM133 201H134V200H133ZM137 201H138V200H137ZM137 201H136V202H137ZM171 201H172V199H171ZM211 201H213V203H211V205L214 204V201H215V200H213V199L211 198ZM240 201H241V200H240ZM243 201H244V200H243ZM249 201H247V204L249 203L250 205H253V206H254V205L259 206V207H257V208H259V210L262 209V207H263V205H264L263 203H262L263 205H262V204H259L261 201H260V202L257 201L256 204L254 203V201H253L254 204H253L252 202H249ZM251 201H252V200H251ZM2 202H3V201H2ZM4 202H5V201H4ZM9 202H10V201H9ZM15 202H16V201H15ZM29 202L31 203L32 201H29ZM33 202H35V201L33 200ZM33 202H32V205H33ZM69 202H70V201H69ZM84 202H85V201H84ZM90 202H91V201H90ZM101 202H102V203H101L100 205H101V206L104 205V206H103L104 208H103V207H101V208L104 210V209L106 208V206H108V205H106L107 203L105 204L103 201H101ZM118 202H119V201H118ZM136 202H134V203H136ZM138 202H139V201H138ZM152 202H153V201H152ZM156 202H157V201H156ZM156 202L154 201V203H156ZM158 202H159V201H158ZM158 202H157L158 206L161 205V204L158 203ZM160 202H161V200H160ZM164 202H165V201H164ZM164 202H163V204H164ZM177 202H178V201H176V203H177ZM180 202H181V201H180ZM185 202H186V201H185ZM187 202H188V201H187ZM206 202H207V201H206ZM216 202H219V201L216 200ZM216 202H215V203H216ZM232 202H234V201H232ZM236 202H237V201H236ZM238 202H239V201H238ZM238 202H237V203H238ZM245 202H246V200H245L242 204H244ZM262 202H263V201H262ZM5 203H7V202H5ZM30 203H29V205H30ZM36 203H37V202H36ZM57 203H58V202H57ZM62 203H63V202H62ZM86 203H88V201H86ZM91 203H95V205H96V202H91ZM97 203H98V201H97ZM99 203H100V202H99ZM115 203H114L113 206L116 205ZM139 203H140V202H139ZM165 203H167V202H165ZM176 203H175V204H176ZM226 203H227V202H226ZM229 203H228V204H229ZM237 203H236V204H237ZM77 204L80 205L79 203H77ZM108 204H110V203H108ZM167 204H169V203H167ZM195 204H196V203H195ZM206 204H207V203H206ZM240 204H241V203H240ZM257 204H259V205H257ZM10 205L13 206L12 203H11ZM29 205H28V207H29ZM39 205H40V203H39ZM52 205H53V204H52ZM62 205H63V204H62ZM69 205H70V204H69ZM74 205H75V204H74ZM82 205H83V204H82ZM85 205H86V204H85ZM93 205H94V204H93ZM93 205H92V206H93ZM132 205H134V204H132ZM176 205H177V204H176ZM189 205H192V204H189ZM232 205H233V203H232ZM260 205H262V206H260ZM7 206H8V205H7ZM16 206H18V205L16 204ZM35 206H36V205H35ZM35 206H34V207H35ZM44 206H45V205H44ZM54 206H56V205H54ZM57 206H58V205H57ZM83 206H84V205H83ZM92 206H91V207H92ZM98 206H99V204H98ZM162 206H163V205H162ZM162 206H159V207H162ZM165 206H166V205H165ZM165 206H164V207H165ZM172 206H173V205H172ZM187 206H188V205H187ZM195 206H196V205H195ZM202 206H203V205H202ZM218 206H219V205H218ZM235 206H236V205H235ZM238 206H239V205H238ZM238 206H237V207H238ZM244 206L246 207V205H244ZM4 207H6V206H4ZM10 207H11V206H10ZM19 207H20V206H18L16 210H18ZM38 207H39V206H38ZM38 207H37V209H40V207H39V208H38ZM85 207H86V206H85ZM89 207H90V205H89ZM89 207H86L87 209H85V212H86V210H87V212H88ZM109 207H110V206H109ZM130 207H131L130 211L133 210V212H134L135 210L132 209L133 206H131V205L129 204V208H130ZM164 207H163V210H165ZM193 207H194V206H193ZM219 207L221 208V206H219ZM237 207H235V208H237ZM247 207H248V209H247V215L251 216L250 218H247V219H250V220L253 219V221H256L255 219H256V216H257L256 214H257V213L255 212V217H254L253 213H250V214H251V215H250V214L248 213V211H250V210L252 209L253 212H254V210H256L257 208L249 207V205H248ZM12 208H13V207H12ZM12 208H11V209H12ZM14 208H15V207H14ZM41 208H42V207H41ZM64 208H65V207H64ZM77 208H78V206H77ZM79 208H80V207H79ZM99 208H100V207H99ZM99 208H98V207H97V208L95 207V210H94V211H96V209H97V210H100ZM107 208H108V207H107ZM168 208H169V207H168ZM188 208H189V207H188ZM191 208H192V207H191ZM198 208H199V207H196L197 210H198ZM202 208H204V207H201V209H202ZM205 208H206V207H205ZM2 209H3V208H2ZM6 209H7V207H6ZM57 209H58V208H56V210H57ZM72 209H74V207H73ZM75 209H76V208H75ZM80 209H81V208H80ZM93 209H94V207H93ZM114 209L116 210V208H114ZM114 209H112V212H113ZM117 209H118V208H117ZM140 209H141V208H140ZM140 209H139V210H140ZM183 209H184V207H183ZM183 209H182V212H184ZM189 209H190V208H189ZM199 209H200V208H199ZM207 209H208V208H207ZM216 209H217V208H216ZM238 209H239V210H235V211H238L237 214L240 215V212H241L242 210L240 211V208H238ZM243 209L246 210V208H243ZM28 210H29V209H28ZM41 210H42V209H41ZM60 210H61V212H62V209H61V208H60ZM65 210H66V209H65ZM82 210H84V207H83ZM90 210H91V208H90ZM90 210H89V213L91 214L92 211H90ZM103 210H102V211H103ZM108 210H109V209H108ZM108 210H107V211H108ZM128 210H129V209H128ZM139 210H136V211H135V212L138 211V214L136 213V215H139V214H141V213L144 214V212L139 213L140 211H142V210H140V211H139ZM157 210H158V207H157ZM161 210H162V208H161ZM161 210H160V211H161ZM186 210H187V209H186ZM192 210H194V209L192 208ZM209 210H211V208H210ZM213 210H214V209H213ZM2 211H3V210H2ZM7 211H8V209H7ZM7 211H5V212H7ZM13 211H14V210H13ZM21 211H22V210H21ZM39 211H40V210H39ZM75 211H76V210H75ZM75 211H74V210H73V212L71 211L72 213H74V214L71 213L73 216L75 215ZM78 211H79V209H78ZM80 211H81V210H80ZM107 211L104 210V213L107 212ZM146 211H147V210H146ZM152 211H153V210H152ZM187 211H188V210H187ZM219 211H220V210H219ZM221 211H223L222 208H221ZM227 211H228V209L226 210V212H227ZM19 212H20V211H19ZM19 212H18V213H19ZM48 212H49V211H48ZM53 212H54V211H53ZM63 212H64V211H63ZM63 212H62V213H63ZM67 212H68V211H67ZM82 212H84V211H82ZM96 212H97V211H96ZM110 212H111V211H110ZM110 212H109V213H110ZM116 212H117V210H116ZM116 212H114V214H115ZM135 212H134V214H135ZM148 212H149V211H148ZM176 212L178 213V211H176ZM196 212H197V211H196ZM196 212H195V213H196ZM214 212H215V211H214ZM230 212H231V213H235L234 210H233V212H232V211H230ZM242 212H244V211H242ZM245 212H246V211H245ZM257 212H258V211H257ZM18 213H17V214H18ZM42 213H43V212H42ZM65 213H66V212H65ZM69 213H70V211H69L68 214L65 216V218H67V217L69 216ZM77 213H78V212H77ZM93 213H94V212H93ZM177 213H176V214H177ZM198 213L201 215V216H199V217H202V218H200V219L203 220L204 218H203V216H202V214H201V210H200V212H197L196 214H198ZM208 213H210V212H208ZM211 213H213V212H211ZM221 213H222V212H221ZM29 214H30V213H29ZM31 214H32V213H31ZM31 214H30V215H31ZM38 214H39V213H38ZM82 214H83V213H82ZM82 214H79V215L82 216ZM99 214H100V212H99ZM110 214L112 215L113 213H110ZM114 214H113V215H114ZM132 214H133V213H132ZM145 214H147V213H145ZM145 214H144V215H145ZM148 214H149V213H148ZM181 214H182V213H181ZM261 214H262V213H261ZM39 215H40V214H39ZM39 215H38V217H40ZM44 215H45V214H43V216H44ZM52 215H54V214H52ZM52 215H50V216H52ZM59 215L63 216L64 214L62 215L61 213H59V214L57 215V218H58ZM72 215H71V217H72ZM79 215H78V216H79ZM83 215H85V214H83ZM87 215H88V214H87ZM93 215H94V214H93ZM153 215H154V217H155L156 214H154V212H153ZM177 215H180V214L178 213ZM186 215H187V214H186V211H185V216H186ZM208 215L211 216L212 214H208ZM224 215H225V213H224ZM224 215H223V216H224ZM247 215H246V213H244V215H240V216H237V217L235 218V215L233 216V214H232V215L230 214V215H229V216L231 217V218H230V217H227L228 214H226V215H225V218H226L227 220L230 218V219H231V222H233V223H230V224H228V223L226 224L225 222H226L227 220L222 216V218H221L222 221H223L226 225H228V226H229V225H230V226L232 225V226H231L232 228L226 226L221 220L219 221V219H220V218H219L218 221H217L216 227H214V229H213V230L215 231V233H214V237H213L212 239H214V238H217L216 240L219 239V240H220V247H221V246H223V245H221V242H222L221 239H222V237H226V239H227V237H228V234H227L228 232H227V233L223 232V233H225V234L222 233V234H223V235L221 234L222 237H221L220 233H219V237L217 236V235H218V234H217L218 232H216V230H218V226H217V225H218V222H221V224H222L223 226H225V227L231 229V231H232L231 234H232V235L230 234V236H231L232 239L234 238L235 234H237V232H239V231L241 232V234L244 233V231H245V232H248V228H247V229H244V230L240 228L241 226H243L244 228H246V227H247L246 225H249L250 223L253 222L252 220H251V221L248 220V222H250V223L247 222L248 224H247V223L244 224V222H242V221H245V220H242V219H240V218H242V217L244 216V219H246L245 217H246ZM252 215H253V217H252ZM262 215H263V214H262ZM262 215H261V216H262ZM15 216H16V215H15ZM24 216H25V215L23 214V217H21V218H22L21 220H23ZM33 216H34V215H32V218H33ZM50 216H49V217H50ZM54 216H55V215H54ZM54 216L52 217V219L54 218L53 220L55 221L56 218H55ZM75 216H77V215H75ZM75 216H74V217H75ZM78 216H77V217H78ZM85 216H86V215H85ZM116 216H118V215H116ZM139 216H140V215H139ZM156 216H157V215H156ZM174 216H175V215H174ZM181 216L185 217L184 215H181ZM241 216H242V217H241ZM249 216H248V217H249ZM261 216H260V217H261ZM3 217H6V216H3ZM16 217H17V216H16ZM46 217H47V216H46ZM88 217H89V216H88ZM102 217H106V215H104V216L102 215ZM109 217H110V216H109ZM109 217H108V219H109ZM113 217H115V215H114ZM128 217H129V216H128ZM141 217H142V216H141ZM143 217H144V216H143ZM145 217H146V215H145ZM151 217H153V216L151 215ZM151 217H150V219H151ZM176 217H177V216H176ZM176 217H175V218H176ZM196 217H197V216H196ZM213 217H214V215H213ZM213 217H212V218H213ZM232 217H233V218H232ZM1 218H2V217H1ZM72 218H73V217H72ZM81 218H82V217H81ZM90 218H91V220H92V218H94V217H90ZM96 218H98V217L96 216ZM119 218H120V217H118L117 219H119ZM136 218H137V217H136ZM147 218H148V216H147ZM171 218H172V217H171ZM186 218H187V217H186ZM217 218H218V217H217ZM237 218L240 219L241 222H240L239 220H237ZM257 218H258V216H257ZM261 218H262V217H261ZM261 218H260V220H262ZM24 219H25V218H24ZM34 219H35V218H33V220H34ZM40 219H41V218H40ZM59 219H61L60 216H59ZM62 219H64V218L62 217ZM62 219H61V220H62ZM69 219H70V218L68 217V221H69ZM76 219H77V218H76ZM86 219H87V217H86ZM120 219H121V218H120ZM127 219H128V218H127V215H126V220H127ZM129 219H130V218H129ZM144 219H145V218H144ZM173 219H174V218H173ZM177 219H178V218H177ZM179 219L181 220L182 218H180V216H179ZM179 219H178V220H179ZM184 219H185V218H184ZM189 219H190V218H189ZM191 219H192V217H191ZM206 219H208V218H206ZM210 219H211V218H210ZM210 219H209V220H210ZM213 219H214V221L217 220V219H215V218H213ZM213 219H212V220H213ZM233 219H234V220H233ZM26 220H28V219L26 218ZM30 220H31V219H29V221H30ZM53 220H52V221H53ZM65 220H66V219H65ZM65 220H64V221H65ZM73 220H74L73 223H74L76 226H78V225H77V220H76V222H75V219H74V218H73L72 220H70V221L72 222ZM109 220H110V219H109ZM114 220H115V218H113L112 221L114 222ZM121 220L124 221V222L126 221V220L123 219V218H122ZM131 220H132V222H133V221H136L135 219H130V221H131ZM138 220H140V218H138ZM145 220H147V219H145ZM168 220H169V219H168ZM232 220H233V221H232ZM263 220H264V219H263ZM263 220H262V221H263ZM15 221H18V219L15 220ZM46 221H48V219H47ZM83 221H85V218H84V220H81V223H83ZM100 221H101V220H100ZM127 221H128V220H127ZM130 221H129V222H130ZM204 221H205V220H204ZM237 221H238V222H237ZM246 221H247V220H246ZM24 222H25V220H24ZM30 222H31V221H30ZM36 222L40 223L39 220L36 221ZM44 222H45V220H43V224H42V225H45ZM59 222H60V221H59ZM59 222H58V223L56 222L58 228H60V226H59V225H60ZM65 222H66V221H65ZM94 222H95V221H94ZM98 222H99V221H98ZM103 222H104V221H103ZM109 222H111V221H109ZM117 222H118V221L115 220V223H112V222H111V224L109 223L108 225H109V227H111L112 224H116V225H118V223H120V221H119L118 223H117ZM132 222H131V223H132ZM147 222H148V220H147ZM169 222H170V220H169ZM195 222H196V221H195ZM202 222H203V221H202ZM205 222L208 223V221H205ZM210 222H212V221H210ZM234 222H237V224L240 222V223H239V224H240L239 227L235 228L234 224H236V223H234ZM258 222H259V221H258ZM33 223H34V222H33ZM33 223H32V224H33ZM46 223H47V222H46ZM48 223H49V222H48ZM48 223H47V226H49ZM66 223H67V222H66ZM68 223H69V222H68ZM68 223L65 224L66 227H67ZM73 223H71L72 225L69 223L70 225H68V227H69V226H70V228H71V226L73 227ZM81 223H78V224H79L78 228L75 226L78 230H79V227L82 225ZM85 223H86V225L88 224L87 222H85ZM90 223H91V222H90ZM90 223H89V225H88V226H90V229H92V228H93V229L98 228V227H100V225L103 226L102 224H97V225H99V226H98V227H95V226H92ZM96 223H97V222H96ZM101 223H102V222H101ZM134 223H135V222H134ZM142 223H143V222H142ZM178 223H179V222H178ZM181 223H182V222H181ZM185 223H186V222H185ZM193 223H194V222L192 221V224H193ZM242 223H243V224H242ZM262 223H263V222H261V224H262ZM21 224H23V222H22ZM21 224H20V225H21ZM27 224L29 225L28 221H27ZM27 224L25 223V224H23V226H26ZM52 224H53V223H52ZM61 224H62V228H63V225H64L63 222H62ZM80 224H81V225H80ZM83 224H84V223H83ZM92 224H93V220H92ZM103 224H104V223H103ZM132 224H133V223H132ZM137 224H138V223H137ZM139 224H141V223H139ZM148 224H149V223H148ZM187 224H188V223H187ZM214 224H215V223H214ZM252 224H253V223H252ZM20 225H16V227H17L18 230H19V227H18V226H20ZM33 225L35 226V223H34ZM37 225H38V224H37ZM54 225H56L55 222H54ZM120 225H121V224H120ZM135 225H136V224H135ZM141 225H142V224H141ZM143 225H145V224H143ZM146 225H147V224H146ZM146 225H145V226H146ZM149 225H150V224H149ZM152 225H154V224H152ZM163 225H164V222H163ZM174 225H175V224H174ZM194 225H195V223H194ZM200 225H201V224H200ZM200 225H199V227H202V226H200ZM210 225H211V224H210ZM219 225H220V224H219ZM253 225L255 226V224H253ZM256 225H257V227H258V224H256ZM263 225H264V224H262V226H263ZM0 226H1V225H0ZM21 226H22V225H21ZM23 226H22V227H23ZM52 226H53V225H52ZM91 226H92V227H91ZM123 226H124V225H123ZM132 226H133V225H132ZM155 226H156V224L154 225V227H155ZM157 226H158V224H157ZM159 226H160V225H159ZM164 226H165V225H164ZM179 226H183V225H178V227H179ZM184 226H185V227H184V228L181 227V229L184 230L185 228H187L186 225H184ZM188 226H190V223H189ZM192 226H193V225H192ZM208 226H209V225H208ZM211 226H212V225H211ZM233 226H234V227H233ZM245 226H246V227H245ZM26 227H27V226H26ZM42 227H43V226H42ZM45 227H46V226H45ZM45 227L42 228L43 230H42V229L37 230V232L41 230V231H42V234H43V233H44V230H45ZM49 227H51V225H50ZM54 227H55V226H53V228H54ZM82 227L84 228V226H81V228H82ZM104 227H105V226H104ZM113 227H114V229H115L116 226H113ZM117 227L120 228V227H122V225H121V226H117ZM133 227H135V226H133ZM138 227H139V226H138ZM140 227H141V226H140ZM175 227H176V228H174V232H173V234H174L173 236H174V237H176L175 232H179L178 230H175V229H177V226H176V225H175ZM193 227H194V226H193ZM196 227L199 228L198 225H197ZM203 227H204V226H203ZM203 227L200 228V229H202V230H201L202 232H204V230H205ZM243 227H242V228H243ZM249 227H252V226L250 225ZM257 227L255 226L256 229H258ZM263 227H264V226H263ZM27 228H28V227H27ZM27 228H26V229H27ZM29 228H30V229L32 228L31 231L34 229V227H32V225H30ZM36 228H37V227H36ZM58 228H57V230L54 228V229H55V232L58 231V230H60V232H59V231H58V232L61 233V228H60V229H58ZM81 228H80V229H81ZM86 228H88V227H86ZM101 228H102V227H101ZM105 228H106V227H105ZM136 228H137V226H136ZM152 228H153V227H152ZM152 228H151V229H152ZM161 228H162V225H161ZM163 228H165V227H163ZM167 228H168V227H167ZM171 228H172V227H170V230H169V229H168V230L171 231ZM194 228H195V227H194ZM197 228H196V230H197ZM210 228H211V227H210ZM233 228L236 229V230H232ZM238 228H240L241 230H240V229L238 230ZM71 229H73V228H71ZM77 229H75V230H74V229L71 230L72 232H70V233L68 232V231L70 230L69 228L64 229V231H65V233H67V235L70 234V237L72 236V238L75 237L74 239H77V241H76V242H78L77 245L75 244V245H76V246H75V245H72V244H71L72 246H70L71 249L73 248V250H74V248H77V249H78V247H79V241H80V243L83 244V245L86 244V243L84 244L83 242H81V239H80L81 236L79 237L80 240L78 239V236H77V235H78L79 233H81L82 231H81V232L79 231L78 234L75 235V234L77 233V232H76ZM93 229H92V231H94ZM98 229L100 230V228H98ZM98 229H97V232L99 231ZM111 229H112V228H111ZM111 229L109 228V230H111ZM151 229H150V230H151ZM158 229H160V227H159ZM189 229H190V227H189ZM207 229L209 230V231H207V233H208V232H210V233H208V234L206 233L207 236H206V234H204V237L206 236L205 239H203L204 241H206V240L208 241V239H207V237H209L208 235L211 234L212 232H214L213 230H211V229H209V228H207ZM215 229H216V230H215ZM262 229H263V228H262ZM9 230H10V229H9ZM13 230H14V229H11V232H12ZM18 230H14V231H15L16 233H18ZM22 230H24V234H22ZM34 230H36V229H34ZM49 230H50V229H49ZM52 230H53V229H52ZM52 230H50V231H52ZM105 230H107V229H105ZM115 230H116V229H115ZM121 230H122V229H121ZM125 230H126V229H125ZM128 230H129V229H128ZM155 230H156V229H155ZM196 230L191 229L192 232L194 231L193 234H194V236H196V237H194V239H192V238H188V241H190V239H191L192 244H193V242H194L193 240H195V238H198V239L195 240L196 242H194V244H195V243L197 244V243H198V242H197L198 240H202V238H204L203 236H201V235H203V234H201L200 232H199V233H196ZM242 230H243V231H242ZM253 230H254V229H253ZM263 230H264V229H263ZM14 231H13V232H14ZM19 231H21V232H20L19 234H17V236H16V234L13 235L14 237L11 235V238H12V237H13V238H15V237H19V235H20L21 237H23V240H24V237H25V236H27L30 240H31V238H33V237L28 233L27 230H26V232H25V227H24V229H21V230H19ZM31 231H30V232H31ZM41 231H40V232H41ZM47 231H48V228H47ZM87 231H88V230H87ZM87 231H84V232H86L87 234L90 232L89 237H92V235H94V234L91 235V233H92L91 230H89L88 232H87ZM95 231H96V230H95ZM100 231H101V230H100ZM107 231H108V230H107ZM113 231H114V230H113ZM119 231H120V230H119ZM131 231H132V230H131ZM131 231L129 230V232H131ZM141 231H145V228H144V229L141 228ZM141 231H140V232H141ZM148 231H149V230H148ZM151 231H154V228H153V230H151ZM161 231H162V230H161ZM172 231H173V229H172ZM199 231H200V230H199ZM211 231H212V232H211ZM218 231H219V230H218ZM227 231H228V230H227ZM234 231H235V234H234ZM3 232H4V231H3ZM5 232L8 233V232H10V231H5ZM5 232H4L3 234H4V235L6 234V235H5V238H6V236H7L9 233L7 234V233H5ZM32 232H33V231H32ZM45 232H46V231H45ZM110 232H111V233H109L110 235L113 234L112 231H110ZM135 232H136V231H135ZM140 232L137 233L138 236H140L139 234H141V236H140L139 238L144 237V234L146 235V234H149V233H150V232L147 233V231H146V232H141V233H140ZM154 232H155V231H154ZM162 232H164V231H162ZM166 232H168V231H166ZM197 232H198V231H197ZM221 232H222V231H221ZM255 232H256V231H255ZM259 232H260V231H259ZM74 233H75V234H74ZM103 233L105 234V232H103ZM115 233H117V231H115ZM152 233H153V232H152ZM168 233H169V232H168ZM180 233H181V232H180ZM182 233H183V237H186V236H184V233H185V232H182ZM182 233H181V234H177V235H182ZM189 233H191V232H189V231L187 232V231H186V234H185V235H188L189 237H190V236L193 237V236L190 235ZM248 233H250V232H248ZM21 234H22V235H21ZM31 234H32V233H31ZM34 234H37V233H35V231H34ZM38 234H40V233H38ZM38 234H37V235H38ZM62 234H63V233H61L60 235H56V236H58V237H65V238H66V234H65V236H64V234H63V236H62ZM72 234H73V235H72ZM87 234H86V235H87ZM106 234H107V236L109 237L108 239H110V238H111V240L113 239V236H112V235L110 236V235H108V233H106ZM123 234H124V233H123ZM125 234H126V233H125ZM125 234H124V235H125ZM135 234H136V233H135ZM161 234H162V233H161ZM170 234H171V232H170ZM195 234H198V235L200 234L199 236H201L202 238L199 237V236H197V235H195ZM239 234H240V233H239ZM241 234H240V235H241ZM255 234L257 235V233H255ZM258 234H259V233H258ZM260 234H261V232H260ZM263 234H264V232H263ZM4 235H3V236H4ZM28 235H30L31 238H30V236H28ZM32 235H33V234H32ZM37 235H36V236H37ZM40 235H41V234H40ZM43 235H44V234H43ZM52 235H53V234H51V236H52ZM95 235H96V233H95ZM118 235H120V234H116V236H118ZM130 235H131V233H130ZM130 235H128L126 238L130 237L129 239H131V237H133V236L136 237V236H137V235H134V234H133V231H132V235H131V236H130ZM163 235H165V234H163ZM171 235H172V234H171ZM240 235H236V238L238 239V238L240 237ZM242 235H244V234H242ZM248 235H249V234H248ZM248 235H246V236L248 237ZM9 236H10V235H8L7 237L10 238ZM73 236H74V237H73ZM104 236H105V235H104ZM107 236H106V237H107ZM116 236H115L114 238H116ZM151 236H152V235H151ZM160 236H161V235H159L158 238H156V239H161L162 236H161V238H159ZM165 236H166V235H165ZM165 236H163V237H165ZM167 236H169V237H168V238H169L168 241H171V240H172V243L175 242V243L177 244V243L181 242V241H178V240H177V239L180 240L181 237H180V238L177 237V239H174V238H173V239H170V237H172V236H170L169 234H168ZM237 236H239V237H237ZM259 236H260V235H259ZM39 237H40V236H39ZM46 237H48V236H46ZM46 237H45V238H46ZM76 237H77V238H76ZM97 237H98V235H97ZM118 237H119V238L115 241V242H116V243H115L116 247H117V245H118L117 243L119 242L118 240H120L121 236H118ZM123 237H124V236H123ZM210 237H212V235H210ZM253 237H254V239L256 238V237L254 236V233H253ZM257 237H258V235H257ZM11 238H10L9 240H12ZM19 238H20V237H19ZM19 238H18V239H19ZM36 238H38V236H37ZM45 238H44V239H45ZM83 238H84V236H83ZM94 238L96 239V236H95ZM126 238H125V240H126ZM136 238L138 239V237H136ZM136 238H135V241H134L135 243L137 242V241H136ZM200 238H201V239H200ZM229 238H230V237H229ZM229 238L227 239V241H231V240H232L231 238H230V239H229ZM263 238H264V236H263ZM3 239H4V238H3ZM29 239H28V240H29ZM61 239H63V238H61ZM61 239H59V240H60V243H61ZM67 239H68V238H67ZM74 239H73V240H69V241H67V242H68V245L70 244V241L75 243V240H74ZM129 239H127V240L129 241ZM132 239H134V237H133ZM152 239L155 240V238H152ZM152 239H150V242H151ZM212 239H211V241L214 242L215 240H212ZM226 239L224 238L225 242H227ZM242 239H243V238H241V237H240V239H238V241H237L236 239H233V240H236L237 243L234 241V242H232V243H230V244L233 245L234 243H236V244L238 245V247H239V246H242V249H243V250H244L245 248H248L249 245H252V246H253V243H254V242L251 243L250 241L245 240L246 242H248V243L250 242L251 244L246 245L247 247L244 248L243 245H245L246 242H244V239H243L242 242H244V244H241L240 241H241ZM248 239H249V238H248ZM254 239H253V240H254ZM259 239H260V238H259ZM259 239H258L257 241H259L260 245L262 246L263 242H260V241H262V239H260V240H259ZM6 240H7V239H6ZM15 240H16V241H15ZM15 240H13V242L15 241V243H16V242H17V239L15 238ZM34 240H35V239H34ZM84 240H85V239H84ZM89 240H90V239H89ZM92 240H93V239H92ZM122 240H123V239H121L120 244H122ZM141 240H142V239H141ZM147 240L149 241V239H147ZM147 240H143V241H144V242L146 241V244H147V243H148V244H151L150 242H147ZM154 240H152V242H154ZM163 240H164V239L160 240L162 243H160V241L158 240L159 242H157L158 244H156L157 246H155V247H153V245H152L153 243L151 244V246L149 245L151 248H152V247H153V248H156L157 252H159V255H161L160 252H162L163 255L165 254V253H163V251H164L163 249H164V248H163L162 250H160V248L158 249V246H161V245L164 246V242H163ZM165 240H166V239H165ZM173 240H174V241H173ZM175 240H177L178 242L175 241ZM209 240H210V238H209ZM224 240H223L222 243L225 245ZM249 240H251V239H249ZM20 241H21V240H20ZM32 241H33V240H31V242H29V241H25V242H29L28 245L33 246V244H34L35 242L33 241V242H34V243H33ZM63 241H64V242L61 243L62 245H64V243L66 242L65 239H64ZM82 241H83V240H82ZM156 241H157V240H155V242H156ZM207 241H206V244H207V243H208V244L212 243V242L209 243V242H207ZM251 241H252V240H251ZM7 242H10V241H7ZM38 242H40V241L38 240ZM50 242L53 243V238L51 239ZM67 242H66V243H67ZM84 242H85V241H84ZM87 242L89 243V241H87ZM107 242L110 243L111 241H107ZM123 242H124V241H123ZM131 242H132V243H130V245L133 244V241H131ZM138 242L141 243V241H138ZM182 242H183V240H182ZM182 242H181V243H182ZM199 242H200V241H199ZM238 242H239L240 244H239ZM255 242H256V240H255ZM11 243H12V242H11ZM15 243H12V244H15ZM30 243H33V244H30ZM40 243H44V241L41 240ZM40 243H38V244H40ZM45 243L48 244L49 241L46 240ZM45 243L43 244V246H42V244H41V248H42V249H43L44 245L47 246V244H45ZM74 243H73V244H74ZM88 243H87V244H88ZM98 243H99V242H98ZM112 243H113V241H112ZM112 243H111V244H112ZM124 243H125V242H124ZM139 243H137V244H139ZM142 243H143V242H142ZM215 243H216V242H215ZM248 243H246V244H248ZM256 243H257V242H256ZM256 243H255V244H256ZM19 244L21 245V244H23V243H19ZM144 244H145V243L141 244L140 247L142 248V247H143L142 245H144ZM159 244H161V245H159ZM176 244H174V245L171 244V245H172V246H175ZM200 244H202V246H201ZM217 244H218V243H217ZM236 244H234L235 248L237 247ZM257 244H258V243H257ZM257 244H256V245H257ZM7 245H8V244H7ZM16 245H18V243H16ZM16 245H15V247H17V249H18V246H16ZM23 245H24V244H23ZM26 245H27V244H26ZM52 245H53V244H52ZM52 245L49 243V246H50V247H49V246L47 247V248H50L51 250H53L52 253H54V254H53L52 256H56L55 251H59V253L57 252V253H58V254H57V257H56L57 259H59V258L62 259V258H61V255H63V254H64V257H63V256H62V257H63V258H66V259L70 256L69 253L64 252V251H66V248H67V251H68V248H69V250H71L70 247H69L67 244H66V245H67L66 248L63 246V247L65 248V250H63V251L61 250V248H60L61 245H59V244H58V246H59L60 250H57L58 248L56 249V247H55V248H54L55 251H54V249L51 248ZM91 245L93 246L92 242H91ZM98 245H99V244H98ZM104 245H105V244H104ZM104 245H103V246H104ZM135 245H136V244H135ZM198 245L201 246V247L205 246V244H203V242H202V243H198ZM258 245H259V244H258ZM260 245H259V248H260ZM11 246H12V245H11ZM24 246H25V245H24ZM35 246H36V245H35ZM55 246H56V245H55ZM74 246H75V247H74ZM88 246H89V244H88ZM95 246H97L96 243H95ZM111 246H113V245H111ZM120 246H121V245H120ZM120 246H118V247L120 248ZM125 246H126V245H125ZM133 246H134V245H133ZM145 246H146V245H145ZM147 246H148V245H147ZM179 246H180V245H179ZM179 246L176 245L175 247H179ZM181 246H182V244H181ZM183 246H185V245H183ZM207 246H208V245H206V247L203 248V250H204V249H207ZM226 246H228V243H227ZM234 246H232L233 249H234ZM263 246H264V245H263ZM263 246H262L261 248L263 249L262 252L264 253V248H263ZM2 247H3V246H2ZM39 247H40V245H39ZM39 247H38V245H37L36 248H39ZM82 247L85 248V246H82ZM101 247H102V245H101ZM104 247H105V246H104ZM116 247H114L113 249H115ZM118 247H117V248H118ZM175 247H174V250L177 249V248H175ZM201 247H199V248H201ZM220 247H219V248H220ZM228 247H230V245H229ZM232 247H231V248H232ZM238 247H237V248H238ZM250 247H251V246H249V248H250ZM3 248H4V247H3ZM5 248H7V247H5ZM28 248H29V246H28ZM36 248H35V249H36ZM41 248H40V249H41ZM64 248H62V249H64ZM79 248H80V247H79ZM86 248H87V246H86ZM86 248H85V249H86ZM94 248H95V247H94ZM107 248H108V247L106 246V250H107ZM119 248H118V249H119ZM122 248H123V246H122ZM132 248H133V247H132ZM136 248H137V247H135V249H136ZM141 248H140V249H141ZM161 248H162V247H161ZM188 248H189V247H188ZM194 248H196L195 252H197V251L200 250V249H198V246H196V245H195V247H190V250L193 251ZM208 248H209V246H208ZM231 248H230V249H231ZM249 248L247 249V252H248L249 254L246 253V250H245V253L248 254L247 256H249V258L251 257V256H250V253H251L252 256L254 257V254H256V252L254 253V249H255V250H257V249L255 248V246H254L253 251H252V249H251V248H253V247H251L250 250H249ZM26 249H27V246H26ZM29 249H30V248H29ZM35 249H34V250H35ZM40 249H39V251H40ZM44 249H45V248H44ZM89 249H90V248H89ZM108 249H109V248H108ZM124 249H126V248H124ZM135 249H133V250H135ZM147 249H149V247H148ZM147 249H145V250H147ZM179 249H180V247H179ZM179 249H178L177 251H180V252H181V250H182V252L184 251L183 248H181V250H179ZM197 249H198V250H197ZM225 249H226V248H225ZM230 249H229V251H230ZM233 249H232V250H233ZM238 249H239V248H238ZM238 249H237V251H239V250L241 249V247H240L239 250H238ZM3 250H4V249H3ZM9 250H10V249H9ZM31 250H32V249H31ZM31 250H30V251H31ZM47 250H49V249H47ZM73 250L71 251V253L74 254ZM106 250H105V251H106ZM131 250H132V249H131ZM133 250H132V251H133ZM142 250H143V249H142ZM172 250H173V249H172ZM212 250H213L212 252H211L210 250H209V251H210V252L212 253V255H213V254H214L213 252L216 251V247H215V250H214V248H213ZM219 250H220V249H219ZM222 250H223V247H222ZM226 250H227V249H226ZM226 250H225V252H226ZM232 250H231V251H232ZM235 250H236V249H235ZM14 251H15V248H13V251H12V252H14ZM25 251H26V250H25ZM30 251H29V252H30ZM35 251H36V250H35ZM37 251H38V249H37ZM61 251H62V254H61ZM93 251H94V250H93ZM93 251H91V252H92L91 255H89V254L87 255V254H86V257H85L86 259L81 258V257L84 256V254L82 253L83 251L81 252L80 250H78L76 254H78V252H80V253L83 255V256H81V254H79V255H80V259H82L83 261H84V260H88V261L90 262L91 260H90V259H87V258H88L87 256H89V258L92 257V258L94 259V256H96V255L98 254V253H97V254L95 255V254L93 253ZM95 251H96V249H95ZM113 251H114V250H113ZM122 251H124V250L122 249ZM122 251H120V252H122ZM220 251H221V250H220ZM240 251H242V250H240ZM251 251H252V252H251ZM15 252H16V251H15ZM22 252H23V251H22ZM29 252H28V253H29ZM43 252H44V251H43ZM63 252H64V253H63ZM108 252H109V251H108ZM110 252L112 253V250H111ZM117 252H118V251H117ZM120 252L118 253L119 255H120ZM125 252H126V251H124L123 253H125ZM129 252H130V251H129ZM143 252H144V251H143ZM149 252H150V251H149ZM165 252L167 253V251H165ZM172 252H173V251H172ZM180 252H179V253H180ZM185 252H186V251H185ZM204 252H205V250H204ZM210 252H208V253H210ZM222 252H223V251H222ZM235 252H236V251H235ZM235 252H234V253H235ZM9 253H10V252H9ZM9 253H8V255H9ZM18 253H19V252H18ZM46 253H47V252H46ZM50 253H51V252H50ZM50 253L48 252L47 254H49V256H50V255L52 254V253H51V254H50ZM86 253H90V252H88V250H86ZM111 253H110V254H111ZM137 253L139 254L138 251H137ZM137 253H136V254H137ZM141 253H142V252H141ZM147 253H148V250H147ZM175 253H176V252H175ZM201 253H202V252H201ZM211 253H210V254H211ZM215 253H216V252H215ZM259 253H260V251H259ZM259 253H258V254H259ZM263 253H262V254H263ZM15 254H17V253H15ZM15 254L13 253V255H15ZM22 254H23V253H22ZM25 254H27V253L25 252ZM29 254H30V253H29ZM47 254H45V252H44V256L47 255ZM59 254H60V257H58ZM65 254H66V255H69V256L67 257ZM100 254H101V253H100ZM105 254H108V253H106V252L103 253V255L105 256V260H106V257H107V256H106ZM113 254H116V252L114 251ZM126 254L128 255V252H126ZM134 254H135V253H133L132 255H134ZM193 254H194V252H192V254H191V252H190V254H184V255L188 256V258H190V261H191L192 257H189V256H192ZM197 254H198V253H197ZM199 254H200V253H199ZM204 254H205V253H204ZM218 254H220V253H217V255H218ZM240 254H241V252H240ZM243 254H244V253H243ZM243 254H241V255H243ZM262 254H261V255H262ZM35 255H36V253H35ZM35 255H34V256H35ZM79 255H75V254H74V256H79ZM92 255H94V256H92ZM111 255H112V254H111ZM116 255H117V254H116ZM174 255H175V254L173 253V255H172V258H173V259L171 258L170 255H169V256H170V258L172 259V261L175 262V264H176V263H177V260H179V259H178V258L175 259V257H173ZM176 255H178V254H176ZM220 255H221V254H220ZM220 255H218V257H220ZM227 255H229V253L227 254V252H226V253H225V256H227ZM232 255H233V254H232ZM238 255H239V253H238ZM263 255H264V254H263ZM38 256H39V255H38ZM38 256H37V257H38ZM49 256H46V257H49ZM52 256H50V258H51ZM74 256H73V257H74ZM117 256H118V255H117ZM117 256H116V257H117ZM124 256H125V255H124ZM141 256H142V255H140V257H141ZM161 256H162V255H161ZM167 256H168V255H167ZM169 256H168V257H169ZM186 256L183 257L184 260H182V261H185L186 259L188 260V258H187ZM193 256H195V255H193ZM196 256H199V255H196ZM207 256H208V255H207V252H206V256H205V257L207 258ZM210 256H211V255H210ZM210 256L208 257V259L210 258ZM225 256H224V257H225ZM12 257H13V256H12ZM12 257H10V258H12ZM40 257H41V259L43 260L44 257H43V254H42V253H41V256H40ZM42 257H43V258H42ZM46 257H45V258H46ZM113 257H114V256H112V258H113ZM118 257H119V256H118ZM130 257H131V256H130ZM135 257H136V256H134V259L131 258L132 262H134L133 260H135ZM138 257H139V255H138ZM149 257L152 258L153 256H152V255H151V256L149 255ZM165 257H166V254H165ZM165 257H164V258L161 257V259L165 260ZM178 257H179V256H178ZM180 257H181V256H180ZM211 257H213V256H211ZM245 257H246V256H245ZM261 257H262V256H261ZM54 258H55V257H54ZM107 258L111 259L110 261H112V258H111V257H107ZM119 258H121V257H119ZM127 258L130 259L129 257H127ZM157 258H158L157 260H156V258H153L154 260H156V261H155V264H156V262H157L158 260L160 261V262H159V261H158V262L161 264V259H159L160 257L158 256ZM181 258H182V257H181ZM185 258H186V259H185ZM215 258L218 259L217 257H215ZM249 258H248V259H249ZM22 259H23V258H22ZM27 259H28V258H27ZM34 259H35V258H34ZM66 259H64V262H66V264H67L68 261H66ZM96 259H97V257H96L94 260H96ZM113 259H115V258H113ZM117 259H118V258H117ZM141 259L143 260V258H140V259L138 258V259H136V260H138L139 263H140V260H141ZM147 259H148V258H147ZM153 259H152V260H153ZM167 259H168V258L166 257V260H167ZM171 259H170V260H171ZM197 259H198V258H197ZM220 259H221V260L224 259V261H221V262H224V263H225V261H226L225 264H233V262H237V263H239L238 260L236 261V259H239V256H237V257H236V256H235V257L233 256L232 258L230 257V259H228V260H227V259L225 260V258H222V257H220ZM220 259H219V261H220ZM232 259H234V261H233ZM244 259H245V258H243V259L241 260V258H240V259H239V260H240V263H241V261H246V260L248 261V262L246 261V264H250V263H252V262H250V259H249V260L247 259V257H246V260H244ZM261 259H262V258H261ZM263 259H264V256H263ZM28 260H29V259H28ZM48 260H52V261H53V258L48 259ZM82 260H81V261H82ZM120 260H122V258H121ZM126 260H127V259H126ZM131 260H130V261H131ZM136 260H135V261H136ZM149 260H151V259H149ZM168 260H169V259H168ZM175 260H176V261H175ZM187 260H186V261H187ZM205 260H206V259H205ZM205 260H204V261H205ZM209 260H210V259H209ZM229 260H230V262H229ZM252 260H254L253 263L255 264V262H256L255 259L252 258ZM81 261H80V263H81ZM83 261H82L81 264H85ZM110 261L107 260V262H110ZM115 261H116V260H115ZM127 261H128V260H127ZM127 261H126V264H127ZM143 261H145V260H143ZM179 261H180V260H179ZM179 261H178V262H179ZM199 261H200V259H199ZM211 261H212V260H211ZM219 261H217V263H216V261H215V262L212 261V262H213L214 264H218ZM263 261H264V260H263ZM263 261H261V263H263ZM42 262H45V261H42ZM64 262H61V263H64ZM76 262H77V261H76ZM85 262H86V261H85ZM89 262H87L86 264H88ZM94 262H95V261H94ZM97 262H98V260H97ZM107 262H105V263H107ZM112 262H113V261H112ZM116 262H119V261H116ZM121 262H122V261H121ZM124 262H125V261H124ZM128 262H129V261H128ZM148 262L150 263L151 261H148ZM148 262H147V263H148ZM152 262H153V261H152ZM158 262H157V263H158ZM166 262H169V261H163L162 263H163V264H164V263L166 264ZM212 262H211V263H212ZM25 263H26V262H25ZM28 263H29V262H28ZM35 263H37V262H35ZM38 263H40V262H38ZM129 263H130V262H129ZM136 263H137V262H136ZM136 263L134 262V264H136ZM159 263H158V264H159ZM170 263H171V262H170ZM170 263H169V264H170ZM185 263H186V262H185ZM185 263H182V264H185ZM204 263H205V262H204ZM207 263H208V262H207ZM224 263H223V264H224ZM237 263H236V264H237ZM253 263H252V264H253ZM26 264H27V263H26ZM32 264H33V263H32ZM40 264H41V263H40ZM50 264H51V263H50ZM64 264H65V263H64ZM93 264H95V263H93ZM107 264H108V263H107ZM110 264H111V262H110ZM117 264H118V263H117ZM120 264H121V263H120ZM124 264H125V263H124ZM137 264H138V263H137ZM141 264H142V263H141ZM143 264H144V263H143ZM151 264H153V263H151ZM179 264H180V263H179ZM196 264H197V262H196ZM205 264H206V263H205ZM208 264H210V263H208ZM257 264H258V263H257ZM259 264H260V263H259Z\"/></svg>",
    "mask_w": 264,
    "mask_h": 264
}]
</instances>
